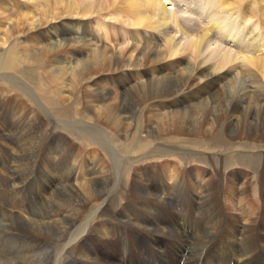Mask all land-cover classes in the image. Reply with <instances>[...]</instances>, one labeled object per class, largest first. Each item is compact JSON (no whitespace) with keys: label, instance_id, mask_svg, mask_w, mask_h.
<instances>
[{"label":"bare ground","instance_id":"6f19581e","mask_svg":"<svg viewBox=\"0 0 264 264\" xmlns=\"http://www.w3.org/2000/svg\"><path fill=\"white\" fill-rule=\"evenodd\" d=\"M3 1V0H2ZM17 1L20 2V0H16V5L17 7H23L25 9H29V6L36 7L38 8L39 4H43L44 2H48V0H23L22 4L17 3ZM59 1V0H57ZM56 1V2H57ZM63 1V0H62ZM60 1V2H62ZM178 0H140V2L142 3V7L139 3L138 0H64V4L65 6L63 9V13L64 15L68 16V17H72L73 18H69L67 19L66 22H62L60 23L61 25V29L56 28L54 30H52L53 32H49L48 30L44 32L43 34V41L40 43L38 42H32L33 38L30 40V42L32 43H28V44H24L22 43V45H20L17 41V39L15 40V36L14 38V42L10 43L9 46L6 48V50H3L2 53H0V72L4 75H8V73H12L15 74V72H13L11 69L12 67H15V69L18 70V68H20V64H25V66L27 65L28 69L34 71L36 73V75H38V77L40 78L42 83H45L46 85H48V88H46L49 92L55 91L54 87L52 85V82H54L51 78L45 76V69L43 68V65L39 62L38 60V55L39 54H43L46 53L51 49L52 46L56 45V46H62L64 44L65 41H67L68 43L71 44V51L72 54L74 56L73 58V65L69 66L67 65L70 70L73 69L75 70L76 67L81 66L82 63L78 66H76V64L78 63V61L80 62V60H82L83 58L85 59H89V61H92L91 63H95L93 62V57L95 56H99V58H102V53H103V49H104V45L102 46L101 44L99 45V42L93 43L91 42V38H94V34H95V30H94V26L95 24H97L96 17H98V19H100V17L104 14L107 15L109 13V10H116L119 8V6H117V4H125L127 7H125V9L128 11L127 16L129 15V19L127 22L132 24V26H134L132 29L134 31H131L130 33L136 34V38L138 35V33H140V31H142V36H143V43L135 44L136 41H134V47L133 49L130 51L131 55L130 57L127 58V62L125 64V68L124 71L120 72L119 75L122 76L123 74V78L122 79H117L114 80V82H111L110 89H115V90H130V89H138L141 90L149 85H151L152 83L160 80V79H164V80H168V81H174L175 80V84L173 86H168L167 88L165 87V89H161L159 92H157V97L160 98L162 100L161 104H208V100L209 97L215 92V90L213 87H209V83H212L214 85L215 81H212L213 77L215 74L212 75L213 72L208 73V75L206 78L203 76L204 79L200 78L199 74L197 72H201L200 70L205 69V68H201L199 66L194 65L195 64V60H194V64L191 62H185V65L183 66V68H185V70H181L179 72V70L177 69H173L170 72H165V73H151L147 70H143V72L141 73V75H136L134 79L132 78H125L127 71L137 68V66L139 65V61L141 60V58L145 59L147 57V55H149V57H158L159 54H164L166 56H170V57H175L177 55L178 52H180L179 54H181V51L187 50L189 48H191L192 50L195 51V55L196 56H202L201 54H204L206 52H208L209 54H211L212 58L215 59L220 65L226 63L227 61L230 60L231 56H235V57H240V55L238 54H233L232 50L230 47L235 44L236 47H238L241 51H243V55H241V59L245 62H247L246 64H251L253 65L254 69L255 67L258 68V70L262 67L264 69V35L258 32H255V29L257 30V26H253V28H251L249 31L247 30H243L242 29V25H238V23L241 24V22L243 21L241 13L240 12H244L246 13V16L250 17L254 14V13H262V18H258V24L261 27H264V16H263V12L262 10H264V0H191L190 3L193 4V7L190 6V9L195 8L197 9L199 13V17H201V19H203L202 24L196 25L198 26V28L195 26V29L197 28L196 31L198 32H194L193 33V27H191L189 25L188 22V26L184 25V21H180V18L182 20L186 19L187 14L186 13H182V12H178L176 9L178 6H181V4H178V2H176ZM180 1V0H179ZM184 1V0H183ZM186 1V0H185ZM6 6L7 4L9 5L11 0H5L4 1ZM59 2V3H60ZM139 2V3H138ZM49 3V2H48ZM58 3V2H57ZM56 3V4H57ZM181 3V1H180ZM189 3V1H188ZM2 4V3H0ZM12 4V3H11ZM10 4V5H11ZM50 4V3H49ZM49 4L48 9H50L51 7L55 6L57 7V5L54 4V6H50L49 8ZM183 4V3H182ZM46 5V4H44ZM168 5V6H167ZM187 5V3H186ZM184 4V6H186ZM122 6V5H121ZM189 6V5H188ZM185 7L186 9L189 7ZM10 7V6H9ZM40 7V5H39ZM61 7V6H60ZM35 8V9H36ZM53 8V10H54ZM111 8V9H110ZM124 8V6H123ZM128 8V9H127ZM184 8V7H183ZM10 9V8H9ZM31 9V7H30ZM41 8H39L38 10H41ZM57 9V8H56ZM121 9V7H120ZM123 9V10H125ZM130 9V10H129ZM146 9V10H145ZM12 10V8H11ZM21 10V9H19ZM18 10V11H19ZM59 10V9H58ZM57 10V11H58ZM125 10V11H126ZM185 10V9H184ZM189 10V9H188ZM13 11V10H12ZM11 11V12H12ZM50 11V10H48ZM56 11V12H57ZM187 11V10H185ZM191 11V10H190ZM196 11V10H194ZM23 12V11H21ZM26 12V11H25ZM33 12V10H32ZM35 12V11H34ZM54 12V11H53ZM55 12V13H56ZM111 12V11H110ZM178 12V13H177ZM15 13V12H14ZM13 13V15H14ZM19 13V12H18ZM24 13V12H23ZM28 13V11H27ZM38 13V11H37ZM43 13V12H41ZM54 13V14H55ZM59 13V12H58ZM62 14V12H60ZM112 13V12H111ZM119 13V12H118ZM185 14V18L182 17ZM193 13V14H195ZM11 14V13H10ZM21 15V13H19ZM48 14V13H47ZM52 14V11L51 13ZM49 14V15H50ZM6 15H8V13H6ZM12 15V14H11ZM28 15V14H27ZM36 15H40L36 14ZM44 15V14H43ZM59 15V14H58ZM111 15V14H110ZM181 15V16H180ZM190 15V13H189ZM188 17H191V15ZM245 15V14H244ZM243 15V16H244ZM10 16V15H9ZM14 16H17V10ZM24 18H26V15L24 13ZM30 16V15H28ZM33 16V15H32ZM32 16L30 19H32ZM194 16V15H192ZM1 18H3L4 16H0ZM20 17V16H19ZM53 17V16H52ZM58 16H56L57 18ZM61 19L62 17L59 16ZM198 17V16H197ZM198 17V18H199ZM254 17V16H253ZM41 18V17H40ZM45 18V15L44 17ZM49 18V17H48ZM57 18V19H60ZM85 18V19H84ZM88 18V19H87ZM93 18V19H92ZM193 18V17H192ZM191 18V19H192ZM198 18H193V19H198ZM38 19V18H37ZM42 19V18H41ZM39 19V20H41ZM47 19V18H45ZM43 19V20H45ZM54 19V18H53ZM56 19V20H57ZM64 19V18H63ZM84 19V23L80 22V20ZM87 19V20H86ZM92 19V20H91ZM190 19V18H189ZM190 19V20H191ZM192 19V21H193ZM255 19V17L253 18ZM42 20V21H43ZM51 20V18H50ZM199 20V19H198ZM24 21V20H22ZM19 21L18 23L15 24V26L12 28L10 31V35L12 34L11 31L14 32L18 30V28L22 29L24 27L20 26L21 22ZM25 21H27V19H25ZM33 21H36V19L33 18ZM49 21V20H47ZM46 21V22H47ZM188 20L186 19V22ZM28 22V21H27ZM37 22V21H36ZM41 22V21H40ZM44 22V21H43ZM41 22V23H43ZM52 22V20H51ZM54 22V21H53ZM91 22V23H90ZM196 22V21H195ZM238 22V23H237ZM31 23H34L30 22ZM39 23V22H38ZM50 23V21H49ZM94 23V24H93ZM197 23V24H198ZM1 24V23H0ZM13 23H11L12 25ZM26 24V23H25ZM29 24V25H30ZM44 24H46L44 22ZM43 24V25H44ZM52 24V23H51ZM50 24V25H51ZM56 24V23H55ZM186 24V23H185ZM194 24V23H193ZM255 24V23H254ZM252 24V25H254ZM8 25V24H7ZM6 25V26H7ZM35 25V24H32ZM40 25V23H39ZM42 25V24H41ZM43 25L41 27H43ZM57 25V24H56ZM80 25L84 26V29L80 28ZM192 25V23H191ZM257 25V24H256ZM54 26V24H53ZM131 26V25H130ZM30 27V26H29ZM33 27V26H32ZM40 27V26H38ZM37 26L35 27L38 28ZM139 27H141V30ZM48 28V26H47ZM52 28V27H51ZM96 28V27H95ZM244 28V27H243ZM14 29V30H13ZM26 29V28H25ZM24 29V30H25ZM8 30V29H7ZM38 30V29H37ZM41 30V29H40ZM262 30V29H261ZM124 31V30H123ZM19 32V31H18ZM30 33V31L28 29H26L25 33ZM16 32H14L13 34H15ZM28 33V36H29ZM33 33V32H31ZM40 33V31H39ZM12 34V35H13ZM34 34H36L34 32ZM38 34V33H37ZM36 34V35H37ZM138 34V35H137ZM9 35V40L10 41V36ZM16 35V34H15ZM18 35V34H17ZM21 34H19L18 36H20ZM23 35V34H22ZM27 35V34H26ZM42 35V34H41ZM96 35V34H95ZM33 36V35H32ZM135 36V35H134ZM3 37V36H2ZM5 37V36H4ZM35 38H37L36 36H34ZM39 37V35H38ZM132 37V36H131ZM6 38V37H5ZM8 38V37H7ZM20 38V37H19ZM28 38V37H27ZM41 39V38H40ZM104 39V38H103ZM35 40V39H34ZM38 40V39H37ZM42 40V39H41ZM4 41V40H3ZM13 41V40H12ZM103 41V40H102ZM5 42H7L5 40ZM11 42V41H10ZM4 43V42H3ZM9 43V42H8ZM67 43V44H68ZM85 44V46L87 47V51L85 50H80L78 49V44ZM105 42H103L102 44H104ZM139 43V42H138ZM149 43H152L154 45L153 49H149L147 46ZM24 44V45H23ZM32 44L34 45H40L39 48L38 46H36L38 48V50L40 49V51L38 52H31V49H34V45L32 47ZM82 44V45H83ZM82 45L81 48H84ZM95 45V46H93ZM121 45V44H119ZM5 46H7V44H5ZM68 46V45H67ZM101 46L103 47V49L101 48ZM115 46V45H114ZM151 46V45H150ZM35 47V48H36ZM85 47V48H86ZM67 48V47H66ZM11 49V53L9 54V57L7 56V54L5 55V52L7 53L9 50ZM57 49V47L55 48V50ZM69 49V48H68ZM105 49H107L105 47ZM110 49V48H109ZM37 50V49H36ZM34 49V51H36ZM54 50V53H57ZM62 50V49H61ZM67 50V49H66ZM122 50H126V49H122ZM69 51V53L71 52ZM235 51V50H234ZM68 52V51H67ZM106 52V51H105ZM109 52V51H108ZM118 52V51H117ZM119 52H121V48L119 49ZM185 52V51H184ZM60 53V52H59ZM58 53V55H59ZM149 53V54H148ZM183 53V52H182ZM189 53V52H188ZM41 54V55H42ZM63 54V52H62ZM67 54V53H64ZM132 54H134L132 56ZM184 54V53H183ZM186 54V53H185ZM184 54V55H185ZM246 54L248 55V57L246 56ZM260 54H263L262 56H259ZM187 55V54H186ZM47 56V55H46ZM49 56V55H48ZM53 56V55H52ZM65 56V55H64ZM73 56H70L73 57ZM121 56V55H120ZM119 56V57H120ZM131 56L133 57V59L131 58ZM182 56V55H180ZM190 56V55H188ZM187 56V57H188ZM45 57V56H44ZM61 57V56H60ZM59 57V58H60ZM263 57V58H260ZM10 58H13L15 60V62L17 64H14L12 61H10ZM56 58V57H55ZM58 58V59H59ZM63 58H67L66 56ZM122 58V57H121ZM118 59L121 60L122 59ZM165 58V56L163 57ZM177 58V57H176ZM186 58V57H185ZM204 58V57H203ZM12 59V60H13ZM51 59V58H50ZM62 59V58H61ZM106 59V57H105ZM133 62H131L132 60ZM169 59V58H168ZM171 59V58H170ZM169 59V60H170ZM180 59V57H179ZM184 59V58H183ZM182 59V60H183ZM46 60V57H45ZM49 60V58H48ZM54 59L52 58L51 61H53ZM84 60V59H83ZM107 60L111 63H117L115 62L117 59L116 57L113 58V54L109 53L107 54ZM117 60V61H118ZM158 60V59H157ZM193 60V59H192ZM237 59H235L234 61H236ZM68 61V59H67ZM70 61V60H69ZM120 61V62H121ZM167 61V62H171ZM238 61V60H237ZM25 62V63H24ZM54 62V61H53ZM56 62V61H55ZM60 65L61 64H65L64 63V59L63 60H58L57 61ZM83 62V61H82ZM85 62V60H84ZM108 62V63H109ZM162 62V61H161ZM203 63V61H201ZM205 62V61H204ZM210 62V61H209ZM212 62V60H211ZM102 63L99 62L97 64V66L94 64V68L95 66L98 67V65ZM164 63V62H163ZM207 63V62H206ZM205 63V64H206ZM229 63V62H228ZM227 63V64H228ZM86 63H83V66ZM89 64V62L87 63V65ZM103 64V63H102ZM106 64V63H104ZM169 64V63H166ZM172 64V63H171ZM170 66H173L171 65ZM198 64V62H197ZM211 64V63H210ZM90 66H92L91 64H89ZM109 65V64H108ZM106 65V66H108ZM117 66V64H115ZM156 65V64H155ZM153 65V66H155ZM160 65H163L162 63ZM49 66V65H48ZM47 66V67H48ZM64 66V65H63ZM112 66V65H111ZM152 66V67H153ZM226 65H224L225 67ZM46 67V68H47ZM56 67V66H55ZM53 68L51 69L52 73H62L60 72L61 69L60 67L57 68ZM81 67V68H82ZM151 67V66H150ZM164 67V66H163ZM166 67V66H165ZM214 67V66H213ZM213 67H209V68H213ZM227 67V66H226ZM260 67V68H259ZM50 68V67H49ZM48 68V69H49ZM85 68V67H84ZM86 68L89 69V67L87 66ZM93 68V66L91 67ZM105 68V66H104ZM182 68V67H181ZM229 68V67H228ZM227 68V70H228ZM231 68V67H230ZM235 67L232 68V70ZM261 68V69H262ZM78 69V68H77ZM80 69V68H79ZM98 70V68H95V70ZM101 69V68H100ZM249 69V68H248ZM28 70V71H30ZM65 70V69H64ZM63 70V71H64ZM122 70V69H121ZM140 70V69H138ZM214 70V69H213ZM24 71V68H23ZM31 71V72H32ZM68 71V70H67ZM90 71V70H89ZM94 71V70H93ZM102 71V70H100ZM197 71V72H196ZM235 71V70H234ZM262 71V70H259ZM22 72V71H21ZM26 72V71H25ZM30 72V74H32ZM72 74L73 72L70 71ZM78 72V70H77ZM76 70L75 73L77 74ZM87 72V71H86ZM92 72V71H91ZM97 72V71H96ZM217 72V70H216ZM233 72V71H232ZM249 72V71H248ZM70 73V74H71ZM75 73L73 76H75ZM95 73V71H94ZM113 73V72H112ZM130 73V72H129ZM139 73V72H138ZM197 73V74H196ZM222 73V72H221ZM228 71L224 72L222 74V79L223 76H225V74H227ZM250 73V72H249ZM264 73V71L260 72V74ZM34 74V73H33ZM64 74V73H63ZM69 74V71H68ZM96 74V73H95ZM132 74V73H130ZM137 74V73H135ZM202 74V73H201ZM232 74V73H229ZM239 74V72L237 73ZM253 74V73H252ZM16 75V74H15ZM57 75V74H56ZM55 75V76H56ZM86 75V74H85ZM111 75V74H110ZM116 75V74H115ZM118 75V77H119ZM133 75V74H132ZM52 76V75H51ZM50 76V77H51ZM67 76V74H66ZM129 76V74H128ZM251 76V75H250ZM264 76V74L262 75ZM34 77V76H33ZM71 77V76H70ZM87 77V76H86ZM115 77V76H114ZM133 77V76H130ZM258 77V76H257ZM52 78H54L52 76ZM72 78V77H71ZM93 78V77H92ZM91 78V79H92ZM112 77H108V79H110ZM219 78V77H217ZM226 78L228 79V77L226 76ZM234 78V77H233ZM232 78V79H233ZM237 78V77H236ZM263 78V77H262ZM35 79V78H33ZM106 79V80H108ZM225 79V77H224ZM223 79V80H224ZM226 79V80H227ZM231 79V78H230ZM238 79V78H237ZM23 81H25L24 79H22ZM31 80V79H30ZM95 80V79H94ZM216 80V78H215ZM229 80V79H228ZM227 83L231 82L232 80ZM240 80V78H239ZM238 80V81H239ZM250 80V79H249ZM254 80V79H253ZM250 81L251 83L253 82ZM32 81V80H31ZM102 81V80H101ZM104 81V80H103ZM110 80H108L107 82L109 83ZM221 81V79H220ZM220 81L219 84L220 85ZM233 81H235V79H233ZM237 81V80H236ZM235 81V82H236ZM238 81L236 83H238ZM15 82H20V81H15ZM61 82V81H60ZM70 82V81H69ZM77 82V81H75ZM73 82V83H75ZM89 82L88 81H85ZM91 82V81H90ZM255 82V81H254ZM263 82V81H261ZM72 83V82H71ZM84 83V82H83ZM82 83V84H83ZM98 83V82H97ZM100 83V82H99ZM103 84V82H101ZM106 83V82H105ZM167 83V82H166ZM216 83V82H215ZM235 83V84H236ZM246 83V81H245ZM257 83V82H256ZM255 83V84H256ZM32 84V83H31ZM66 84V82H65ZM64 82L63 85L65 86ZM78 84V83H77ZM101 84V85H102ZM107 84V83H106ZM173 84V83H172ZM217 84V83H216ZM226 84V83H224ZM230 84V83H229ZM240 84V83H238ZM238 84H236L238 86ZM242 84V83H241ZM239 85L242 87V85ZM249 85V83H247ZM252 84V89L251 91H256L255 88H257V85ZM26 84H24L25 87ZM76 85V84H75ZM79 85V84H78ZM87 85V84H85ZM91 85V84H90ZM223 85V84H222ZM222 85H220L219 87H222ZM233 86V84H230ZM254 85L256 87H254ZM57 86V85H56ZM92 86L94 87V90L97 89L96 91L99 92V90H102L105 92L107 85L104 86V84L102 86L97 85L96 83H92ZM158 86V85H157ZM160 86V85H159ZM217 86V85H216ZM236 86V87H237ZM262 85L258 84V88L260 90ZM88 89L91 86H86ZM152 87V86H151ZM207 87V88H206ZM223 87H227L223 86ZM232 88L231 86L228 85V88ZM235 87V85L233 86ZM245 87V86H244ZM247 87V86H246ZM245 87V89H246ZM264 87V86H262ZM36 88V87H35ZM58 88V87H57ZM79 88V87H78ZM77 88V89H78ZM85 88V86H84ZM92 88V87H91ZM90 88V89H91ZM153 88V87H152ZM159 88V87H158ZM206 88V89H205ZM257 88V89H258ZM27 89V88H25ZM24 89V90H25ZM60 89V88H59ZM82 89V88H81ZM86 89V88H85ZM87 89V91H89ZM227 89V88H224ZM248 89V88H247ZM255 89V90H254ZM80 89H78L79 91ZM159 90V89H158ZM220 90V89H219ZM232 90V89H230ZM236 90V88H235ZM239 90V89H238ZM242 90V89H241ZM240 90V92H241ZM250 90V88H249ZM248 90V91H249ZM258 90V91H260ZM264 90V89H263ZM262 90V91H263ZM21 91V90H20ZM37 91V89H36ZM77 91V92H78ZM83 91V89H82ZM93 91V90H92ZM101 91V92H102ZM222 92L225 91L221 90ZM247 91V90H246ZM245 91V92H246ZM250 92V93H254V92ZM258 91H256L258 93ZM261 91V92H262ZM61 92V91H60ZM66 92V91H65ZM74 92V91H73ZM95 92V91H93ZM104 92H102L103 94H101L102 96L105 95ZM116 92V91H114ZM118 92V91H117ZM116 92V93H117ZM143 92V91H142ZM148 92V91H147ZM219 92V91H218ZM226 92V91H225ZM240 92L238 93L240 96ZM244 92V91H243ZM260 92V94H261ZM264 92V91H263ZM17 93V92H16ZM22 93V92H21ZM39 93V92H38ZM63 93V91H62ZM76 93V91H75ZM83 93V92H82ZM96 93V92H95ZM94 93V94H95ZM106 93H109V90L106 91ZM117 94H119V92ZM216 93V92H215ZM224 93V92H223ZM222 93V94H223ZM236 93V91H235ZM249 93V94H250ZM24 94V93H23ZM46 95V93H44ZM92 94V92H91ZM98 94V93H97ZM100 94V93H99ZM221 95V93H219ZM231 94V93H230ZM229 94V95H230ZM234 94V93H233ZM237 94V93H236ZM248 94V93H247ZM248 94V96L250 97V95ZM260 94L253 96L250 98L252 100V98L254 99L252 102L250 103H254L251 104L252 106H255L256 108V113H257V117L256 114L252 117H250L251 122L249 124V128L248 131H252L254 128H258V127H262L264 128V123L260 121L259 119V112L260 110L264 109L262 107H264V94L261 95ZM4 95V94H3ZM0 94V96H3ZM22 95V94H21ZM30 95V93L28 94ZM43 95V94H41ZM53 95V94H52ZM57 96L59 94H56ZM60 95H64V94H60ZM81 95V94H80ZM96 95V94H95ZM92 94V96H95ZM107 95V94H106ZM109 95V94H108ZM216 95V94H215ZM235 95V94H234ZM87 96V94L85 95ZM144 96V95H143ZM214 96V95H213ZM233 96V95H232ZM236 96V95H235ZM4 97V96H3ZM6 97V96H5ZM4 97V98H5ZM12 97V96H10ZM30 97V96H29ZM28 97V98H29ZM38 97V95H37ZM41 96H39L40 98ZM44 97V96H43ZM42 97V98H43ZM65 97V96H64ZM101 97V96H100ZM119 97V96H118ZM217 97V95H216ZM223 97V95H222ZM243 99L247 97L240 96ZM239 97V98H240ZM247 97V98H249ZM260 97V98H259ZM3 98V99H4ZM7 98H9L7 96ZM23 98V97H22ZM27 98V100H28ZM62 98V97H60ZM60 98H52V97H48L45 100H34L35 103L37 104H49V105H53V108L51 107V112L55 115V116H60L61 118H63L61 115L66 114L68 111L67 109H63L61 107H57V104H60L62 101V99L60 100ZM87 98V97H86ZM95 98V97H94ZM97 98L98 95H97ZM96 98V100H98ZM105 98H109V96H105ZM219 98V97H217ZM216 98V100H217ZM237 98V99H239ZM12 99V98H9ZM15 99V98H14ZM20 99V98H19ZM100 99V98H99ZM110 99V98H109ZM223 99V98H222ZM227 99V97H226ZM225 99V100H226ZM242 99L239 101L241 102ZM8 100V99H7ZM24 100V99H23ZM30 100V99H29ZM32 100V99H31ZM91 100V99H90ZM89 100V101H90ZM122 100V99H120ZM120 100H118L117 102L113 103V104H125L124 101H121V103L119 102ZM144 100V99H143ZM231 100V98H230ZM229 100V101H230ZM246 100V99H245ZM249 100V99H248ZM246 100V101H248ZM12 101V100H11ZM14 101H17V103H24V101L22 102L21 100H17L15 99ZM63 101H65V99H63ZM93 101V100H92ZM130 101V100H129ZM160 100H158L157 102H159ZM210 101V100H209ZM212 101V100H211ZM219 101V100H218ZM217 101V102H218ZM237 101V100H236ZM250 101V100H249ZM9 103V101H7ZM30 102V101H29ZM28 102V103H29ZM91 102V101H90ZM94 102V101H93ZM154 102V103H157ZM161 102V101H160ZM214 102V101H213ZM216 102V103H217ZM226 102V101H225ZM27 103V102H25ZM24 103V104H25ZM63 103V102H62ZM67 104H79V101L76 99L71 98L70 96L68 97V100L66 102ZM108 103V102H107ZM106 103V106L109 104ZM249 103V102H248ZM5 104V103H4ZM15 104V102H14ZM149 104V103H148ZM153 104V103H151ZM219 104V102H218ZM221 104V102H220ZM48 105V106H49ZM110 105V104H109ZM108 105V106H109ZM150 105V104H149ZM216 105V104H215ZM223 105V104H222ZM228 105V104H227ZM235 105V103H234ZM5 106V105H4ZM14 106V105H13ZM82 106V105H80ZM102 112L99 111V115H103L102 117L106 118V120L112 124V125H116L117 123V109H114L113 107H104L103 103H102ZM129 106V105H128ZM160 106V104H159ZM165 106V105H164ZM163 106V107H164ZM167 106V105H166ZM165 106V107H166ZM182 106V105H179ZM218 106V105H217ZM226 106V105H225ZM233 106V105H232ZM7 107V106H6ZM24 107V106H23ZM31 107V106H30ZM97 107V106H96ZM95 107V108H96ZM149 106H146L147 109ZM170 107V106H169ZM176 107V106H175ZM206 107V106H205ZM227 107V106H226ZM228 107H230L228 105ZM240 107V106H239ZM3 108V107H2ZM1 108V109H2ZM43 108V107H42ZM50 108V107H49ZM116 108V107H115ZM152 108V107H151ZM157 108V107H156ZM160 108V107H159ZM158 108V109H159ZM179 107L177 106L174 109H178ZM181 108V107H180ZM192 108V107H191ZM195 108L196 105H195ZM212 108V107H211ZM210 108V109H211ZM219 108V107H218ZM224 108V107H223ZM250 108V107H249ZM248 108V109H249ZM254 108V110H255ZM0 109V110H1ZM4 109V108H3ZM8 109V108H7ZM155 109V107H154ZM156 109V110H158ZM161 109V108H160ZM167 109V107H166ZM170 109V108H169ZM206 109V108H205ZM222 109V107H221ZM220 109V110H221ZM226 109V108H225ZM229 109V108H228ZM258 109V110H257ZM6 110V109H5ZM46 110V108H45ZM70 110V109H69ZM98 110V109H96ZM128 110V109H127ZM162 110V109H161ZM173 110L170 109L169 111ZM175 110V111H176ZM184 110V109H183ZM202 110V109H201ZM199 110V111H201ZM213 110V109H211ZM227 110V109H226ZM238 110H242V109H238ZM237 110V111H238ZM247 110V108H246ZM4 111V110H3ZM17 111V110H16ZM21 111V110H20ZM29 111V110H28ZM139 111V110H138ZM144 111V110H143ZM160 111V110H159ZM163 111V110H162ZM174 111V112H175ZM179 111V110H178ZM191 111V110H190ZM194 111H196L194 109ZM204 111V110H203ZM202 111V112H203ZM223 112V109L221 110ZM228 111V110H227ZM244 111V109H243ZM242 111V112H243ZM248 111V110H247ZM246 111V112H247ZM2 112V111H1ZM6 112V111H5ZM4 112V113H5ZM9 112V111H8ZM13 112V111H12ZM23 112V111H22ZM25 112V111H24ZM145 112V111H144ZM147 112V111H146ZM149 113H153L150 110L148 111ZM158 112V111H156ZM166 112V111H164ZM163 112V113H164ZM186 112H187V108H186ZM212 112V111H211ZM210 112V113H211ZM252 112V111H251ZM264 112V110L262 111ZM3 113V112H2ZM7 113V112H6ZM18 113V112H17ZM88 113V112H87ZM94 113V112H93ZM134 113V112H133ZM137 113V111H136ZM161 113V112H158ZM158 113H155L156 115H159ZM161 113V114H163ZM188 113V112H187ZM191 113V112H190ZM189 113V114H190ZM199 113V112H198ZM207 113V112H206ZM205 113V114H206ZM226 113V112H224ZM16 114V113H15ZM24 114V113H23ZM52 114V115H53ZM73 114V113H72ZM72 114H71V118H72ZM120 114V113H119ZM130 114V112H129ZM160 114V116H161ZM186 114V113H185ZM214 114V113H213ZM220 114V113H219ZM222 114V113H221ZM220 114V115H221ZM227 114V113H226ZM224 117V121L227 123H229V121L231 122L233 120H230L231 118L228 116V114ZM245 114V113H244ZM20 115V114H19ZM25 115V114H24ZM23 115V116H24ZM30 115V114H29ZM47 115V114H46ZM76 115V114H75ZM146 115V113H145ZM144 115V117H145ZM149 115V114H148ZM174 115V114H173ZM171 116L169 119L172 123L176 124V122L178 123L177 125H179V121L181 119H184V116ZM234 115V114H233ZM9 116V115H8ZM15 116V115H14ZM17 116V114H16ZM91 116V115H90ZM129 116V115H128ZM147 116V115H146ZM154 116V115H153ZM166 116V115H165ZM169 116V115H168ZM211 116V115H210ZM213 116V115H212ZM237 115L235 114L234 117H236ZM264 117V115H262ZM3 116L0 115V119ZM22 117V116H21ZM51 117V116H49ZM48 117V118H49ZM143 117V118H144ZM152 117L149 115V118ZM156 117V116H155ZM163 117V116H162ZM167 117V116H166ZM176 117V119H175ZM187 117V116H186ZM241 117V116H240ZM239 117V118H240ZM245 117V116H244ZM254 117V118H253ZM8 118V117H7ZM14 117H12L13 119ZM20 118V117H19ZM23 118V117H22ZM53 118V117H52ZM65 118V117H64ZM89 118V117H88ZM119 118V117H118ZM121 118V117H120ZM213 118V117H212ZM221 118V116H219V119ZM5 119V118H3ZM16 119V118H14ZM21 119V118H20ZM50 119V118H49ZM73 119V118H72ZM76 119V118H75ZM73 119V120H75ZM78 119V118H77ZM76 119V120H77ZM80 119V118H79ZM93 119V117L91 118V120ZM95 119V118H94ZM98 119V118H97ZM103 119V118H102ZM142 119V118H141ZM148 119V118H147ZM154 119V118H153ZM157 119V118H156ZM155 119V120H156ZM159 119V118H158ZM165 119V118H164ZM191 119V118H190ZM193 119V118H192ZM209 119V117L207 115H203L201 116L199 119L197 120H190L192 122H186L182 120L183 123H187L186 125H191L192 123H196V125L191 126L190 129L187 130V128L184 130L185 132L188 133H192V134H198V129L205 125L207 123V120ZM214 119V120H213ZM213 119H209V124L210 126L213 125L215 122L217 123V119L213 118ZM245 119H247V117H245ZM249 119V118H248ZM247 119V120H248ZM23 120V119H21ZM71 120V119H70ZM90 120V118H89ZM99 120V119H98ZM151 120V119H150ZM149 120V121H150ZM168 120V119H165ZM189 120V119H188ZM239 120V119H238ZM17 121V119H16ZM20 121V120H18ZM50 122L52 120H49ZM103 121V120H102ZM105 121V120H104ZM106 121V123H107ZM132 121L134 122V120L132 119ZM152 121V120H151ZM159 121V120H157ZM156 121V122H157ZM223 121V124H224ZM3 122V121H2ZM10 123L12 122V125H14L13 123L15 121H9ZM65 122V121H64ZM75 122H79V121H75ZM74 122V123H75ZM100 122V121H99ZM98 122V123H99ZM131 122V119H130ZM155 122V121H154ZM160 122V121H159ZM166 122V121H165ZM243 122V121H242ZM47 123V122H46ZM73 123V125H74ZM84 123V122H83ZM101 123V122H100ZM129 123V121H128ZM132 123V122H131ZM129 123V124H131ZM161 123V122H160ZM215 123V124H216ZM221 123V122H220ZM232 123V122H231ZM230 123V124H231ZM245 123V122H244ZM248 123V121H247ZM9 124V123H8ZM19 124V122H18ZM25 124V123H24ZM36 124V123H35ZM59 124V123H57ZM72 124V123H71ZM69 124V125H71ZM95 124V123H94ZM104 124V122H103ZM102 124V125H103ZM156 125V123H154ZM153 124V125H154ZM222 124V123H221ZM11 125V124H10ZM46 125V124H45ZM79 126V123L77 124ZM89 125V124H88ZM96 125V124H95ZM98 125V124H97ZM100 125V124H99ZM108 125V124H107ZM106 125V126H107ZM111 125V126H112ZM151 125V124H150ZM149 125V126H150ZM158 125H160L158 123ZM175 125V126H177ZM182 125V124H181ZM233 125V124H232ZM1 126V125H0ZM4 126V125H2ZM17 126V125H16ZM22 126V125H21ZM20 126V128H21ZM28 126V125H27ZM36 126V125H35ZM47 126V125H46ZM110 126V125H109ZM108 126V127H109ZM117 126V125H116ZM131 126V125H130ZM130 126H128L130 128ZM148 126V127H149ZM180 126V125H179ZM209 126V127H210ZM215 126V125H214ZM213 126V127H214ZM244 126V125H243ZM248 127V125H245ZM6 127V126H5ZM23 127V126H22ZM29 127V126H28ZM27 127V128H28ZM31 127V126H30ZM37 127V126H36ZM45 127V126H44ZM84 127V124H83ZM89 127V126H88ZM94 127V126H93ZM98 127V126H97ZM113 127V126H112ZM111 127V128H112ZM119 129L121 128L120 125L118 126ZM118 127H116L115 129H117ZM127 126H125L126 128ZM132 127V126H131ZM146 127V126H145ZM152 127V126H150ZM157 127V125H156ZM159 127V126H158ZM169 126H167L168 128ZM222 127V126H221ZM224 127V126H223ZM2 128V127H1ZM11 128V127H10ZM15 128V127H14ZM25 128V127H24ZM34 128V126H33ZM75 128V126H74ZM72 128V129H74ZM81 128V127H80ZM85 128V127H84ZM92 128V127H91ZM134 128V127H133ZM177 128V127H176ZM208 128V127H207ZM206 128V129H207ZM215 128V127H214ZM213 128V130H214ZM220 128V126H219ZM231 128V127H230ZM29 129V128H28ZM50 129V128H49ZM76 129V128H75ZM114 128L112 129L115 130ZM124 129V128H123ZM128 129V128H127ZM126 129V130H127ZM136 129V127L134 128ZM155 129V128H154ZM157 129V128H156ZM155 129V130H156ZM164 128H162L163 130ZM172 129V128H170ZM179 129V128H178ZM176 129V130H178ZM211 129V127H210ZM217 129V128H216ZM241 129V128H240ZM259 129V128H258ZM6 130V129H5ZM99 130V129H98ZM107 130V129H106ZM142 130V129H141ZM152 131V129H150ZM155 130L153 132H155ZM159 130V129H158ZM169 130V128L167 129ZM181 130L182 127H181ZM200 130V129H199ZM233 129H231L232 131ZM235 130V129H234ZM239 130V129H238ZM247 130V129H246ZM256 130V129H255ZM9 131V130H7ZM14 131V130H13ZM81 131V130H80ZM116 131V130H115ZM114 131V132H115ZM119 131V130H118ZM117 131V133H118ZM122 130L120 129V132ZM135 131V130H134ZM133 131V132H134ZM147 131V130H145ZM157 131V130H156ZM165 131V130H164ZM180 131V130H179ZM182 132L181 134H184L185 132ZM209 131V130H208ZM207 131V132H208ZM231 131L228 133L230 134ZM243 131V130H242ZM16 132V130H15ZM18 132V131H17ZM51 132V131H50ZM49 132V133H50ZM56 132V131H55ZM100 132V131H99ZM109 132V131H107ZM123 132V131H122ZM121 132V133H122ZM132 132V130H131ZM139 132V131H138ZM159 132V131H158ZM162 132V131H161ZM200 132V131H199ZM211 132V131H210ZM213 132V131H212ZM216 132V133H215ZM255 132V131H254ZM52 134L53 131L51 132ZM80 133V132H79ZM93 134V132H90ZM116 133V132H115ZM116 133V134H117ZM147 133V132H146ZM151 133V132H150ZM157 133V132H155ZM215 134H210L207 139H206V143L208 145L209 148L214 149V153L210 154L211 156L217 154V153H231L234 150L233 149V145L230 144L229 138L228 136H226L227 134H224L221 130L220 131H214ZM233 133V131H232ZM234 133H236L234 131ZM239 133V132H238ZM237 133V134H238ZM252 133V132H251ZM19 134V133H18ZM82 134V133H81ZM87 134V133H86ZM101 134V132H100ZM108 134V133H107ZM110 134V132H109ZM136 133L134 132L133 136ZM153 134V133H152ZM159 134V133H158ZM158 134H154L155 136H159ZM163 134V132H162ZM168 134V133H167ZM186 134V133H185ZM255 134V133H254ZM8 135V134H7ZM14 135V134H13ZM40 134H38L39 136ZM105 135V134H104ZM141 134H139L138 137H135V140L137 138L136 143L133 145L132 150L134 152H138V149L140 150V148L142 147H146V144L149 143V133H147L148 135V139H143L141 136ZM146 135V136H147ZM188 135V134H187ZM201 135V134H200ZM197 136L198 138L200 137ZM236 135V134H235ZM239 135V134H238ZM84 136V135H81ZM96 136V135H95ZM101 136V135H100ZM118 136V135H117ZM128 136V135H127ZM132 136V137H133ZM186 136V135H185ZM231 136V135H230ZM237 136V135H236ZM240 136V135H239ZM251 136V135H250ZM260 138L262 140H264V134L259 135ZM15 137V136H14ZM40 137V136H39ZM47 137V136H45ZM103 137L102 136V141H103ZM115 137V136H114ZM119 137V136H118ZM152 137V135H151ZM192 137V136H191ZM194 137V136H193ZM235 137V136H234ZM242 137V134H241ZM240 137V138H241ZM23 138V137H22ZM32 138V137H31ZM43 138V137H41ZM86 138V137H85ZM88 138V137H87ZM126 138V135H125ZM124 138V139H125ZM157 138V137H156ZM244 138V137H243ZM241 138V139H243ZM259 137L257 136V139ZM6 139V138H5ZM11 139V138H10ZM14 141H12L13 143H11V145L8 146V149H11V152L14 151V155L11 154V152H7L8 157L12 158V160L15 161H19L20 162V158L24 159V158H29L28 152L26 151V149L24 147H22L21 143L18 142L17 140H19V138L16 140V138ZM38 139V138H37ZM36 139V140H37ZM40 139V138H39ZM92 139V138H91ZM100 140V138H98ZM97 139V141H98ZM116 139V138H115ZM131 139V138H130ZM252 139V138H251ZM254 139V138H253ZM7 140V139H6ZM24 140V139H23ZM42 140V139H41ZM46 140V138L44 139ZM44 140H42L44 142ZM94 140V138H93ZM117 140V139H116ZM235 140V139H234ZM22 142V141H21ZM46 142V141H45ZM53 142V141H52ZM61 142V141H60ZM94 142V141H93ZM96 142V141H95ZM106 142V141H105ZM115 142V140H114ZM117 144L120 141H116ZM135 142V141H134ZM4 143V140L3 142ZM108 143V142H107ZM177 143V142H176ZM6 144L5 143L1 148L4 149L5 151H7L8 149L6 148ZM26 144V143H25ZM43 144V143H42ZM41 144V145H42ZM45 144V143H44ZM71 143H69L70 145ZM96 144V143H95ZM114 144V143H113ZM112 144V145H113ZM127 143H122V147L123 149L126 151L128 146ZM179 144V143H178ZM177 144V145H178ZM24 145V144H23ZM28 145V144H27ZM38 145V142H37ZM72 145V144H71ZM151 145V144H149ZM171 145V144H170ZM181 145V144H180ZM184 145V144H183ZM1 146V145H0ZM99 146V145H98ZM109 146V145H108ZM119 146V145H117ZM116 146V147H117ZM121 146V144H120ZM119 146V147H120ZM154 146H156L154 144ZM161 146V145H160ZM163 146V145H162ZM188 146V145H186ZM191 146V145H190ZM245 146V145H244ZM243 146V147H244ZM87 147V146H86ZM110 147V146H109ZM112 147V146H111ZM114 147V148H116ZM149 147V146H148ZM157 147V146H156ZM169 147V146H168ZM178 147V146H177ZM189 147V146H188ZM242 147V148H243ZM37 148V147H36ZM39 148V147H38ZM42 148V146H41ZM69 148V147H68ZM153 149L156 150V148L152 147ZM195 148V147H192ZM202 148V147H201ZM237 148V146H236ZM245 148V147H244ZM28 149V147H27ZM52 149V148H51ZM71 149V148H70ZM109 150V148H107ZM113 150V148H111ZM110 149V150H111ZM149 149V148H147ZM151 149V148H150ZM172 149H175L174 147ZM180 149V148H179ZM72 150V149H71ZM107 150V152H108ZM120 150V148H119ZM146 150V149H145ZM159 150V148H158ZM171 151V148L169 149ZM185 150V149H184ZM200 150V149H199ZM204 150V148H203ZM241 150V149H240ZM2 151V150H1ZM29 151V150H28ZM31 151V149H30ZM44 151V150H43ZM59 151V150H58ZM57 151V152H58ZM73 151V150H72ZM70 151V152H72ZM131 153H134V152ZM151 151H153L151 149ZM180 151V150H179ZM178 151V152H179ZM192 151V150H189ZM202 152V150H200ZM206 151V150H204ZM210 151V150H209ZM245 151V150H244ZM38 152V151H37ZM46 152V151H45ZM44 152V153H45ZM81 152V151H80ZM155 152V151H153ZM161 152V151H158ZM164 152V151H163ZM175 151H173L174 153ZM197 152V151H196ZM211 152V151H210ZM213 152V151H212ZM235 152V151H234ZM233 152V153H234ZM237 152V151H236ZM246 152V151H245ZM3 153V152H2ZM36 153V152H35ZM33 153V154H35ZM48 153V152H47ZM52 153V151L50 152ZM73 153V152H72ZM95 153V152H94ZM122 153V151H121ZM127 153V151H126ZM124 152V154H126ZM150 155H155V153L152 152H148ZM168 153V152H167ZM173 153L169 154V155H174ZM181 153V152H179ZM178 153V154H179ZM193 153L195 152H185L184 154L186 157L185 158H190L192 156H196L198 155L196 153V155H194ZM208 153V152H207ZM32 154V153H31ZM74 154V153H73ZM76 154V153H75ZM79 154V153H78ZM98 154V153H97ZM96 154V155H97ZM146 152H144V154L142 153V155H135V154H129V156L124 157L127 158V161L129 162V164H133L137 161H141L142 157L145 156L146 157ZM161 154V153H160ZM252 155H258L259 153H250ZM2 155V154H1ZM39 155V154H38ZM46 155V154H45ZM59 155V154H58ZM56 155V156H58ZM116 155V154H114ZM128 155V154H127ZM159 155V154H158ZM177 155V154H176ZM201 160H203L205 158V154H200ZM210 155L208 154L206 156V158H210ZM244 155V154H242ZM249 155V154H248ZM37 156V155H36ZM41 156V155H40ZM47 156V155H46ZM52 156V155H51ZM49 156V157H51ZM55 156V157H56ZM77 156V155H76ZM80 156V154L78 155ZM104 156V155H103ZM102 156V157H103ZM112 156V155H111ZM147 156H149L147 154ZM166 156V155H165ZM237 156H239V154H237ZM32 157V156H31ZM35 157V156H33ZM32 157V158H33ZM44 157V156H43ZM66 157V156H65ZM98 157V155H97ZM97 157H96V161H97ZM101 157V156H100ZM106 157V156H105ZM114 157V156H113ZM117 157V155H116ZM161 157V156H160ZM245 157V156H244ZM258 157V156H257ZM2 158V157H1ZM7 158V157H6ZM38 158V157H37ZM54 158V157H53ZM67 158V157H66ZM26 159V160H27ZM47 157L43 159V161H46ZM59 159V158H58ZM57 159V161H58ZM62 159V158H61ZM72 159V157H71ZM102 160L105 159L104 157L101 158ZM119 159V157H118ZM191 159V158H190ZM243 159V156H242ZM262 159V158H261ZM259 159V160H261ZM2 160V159H1ZM7 160V159H6ZM6 160L3 162H0L1 165H5L6 167L8 166V164L6 165ZM50 160H52L50 158ZM55 160V159H54ZM60 160V159H59ZM64 160V158H63ZM70 160V159H69ZM95 160V159H94ZM101 160V161H102ZM125 160V159H122ZM186 160V159H185ZM184 160V161H185ZM208 160V159H207ZM250 160V159H249ZM9 161V159H8ZM41 161V160H40ZM48 161V159H47ZM67 161V159H66ZM99 161V159H98ZM211 161V159L209 160ZM225 161V159H224ZM28 162V161H27ZM70 162V161H69ZM85 162V161H84ZM94 162V161H93ZM91 163L90 166L88 167V173H86L87 178L81 181H78L79 185L76 186V181H75V186H70L69 191H70V195H71V206L70 208V220L71 223H74L75 221H77L78 218V214L80 212H83L85 209L84 205H86V203L92 202L94 200H96L98 198V196H105L104 203L105 201L108 199V197L106 196V191L108 189L109 183L104 182V183H99L100 179H105L108 181V177H109V173L108 171H102L100 167H98V165L96 166L95 163ZM105 162V161H102ZM101 162V163H102ZM244 162V161H243ZM249 162V161H248ZM263 162V161H262ZM22 163V162H21ZM30 165H35L36 161L29 160ZM40 163V162H39ZM45 163V162H44ZM54 163V162H52ZM57 163V162H56ZM63 163H65V161H63ZM67 163V162H66ZM83 163V162H82ZM107 163V161L105 162ZM117 163V162H115ZM256 163V161H255ZM14 164V163H13ZM12 164V165H13ZM46 164V163H45ZM49 164V163H48ZM47 164V165H48ZM61 164V163H60ZM74 164V162H73ZM108 164V163H107ZM123 164V163H122ZM125 164V163H124ZM162 164V162H161ZM253 164V162H252ZM11 165V164H10ZM11 165V166H12ZM16 165V164H15ZM24 165V164H23ZM65 165V164H64ZM68 165V163H67ZM82 165V164H81ZM101 165V164H99ZM106 165V164H104ZM110 165V164H109ZM134 165V164H133ZM156 165V164H155ZM167 165V164H166ZM37 166V165H36ZM35 166V167H36ZM49 166V165H48ZM102 166V165H101ZM113 166V165H112ZM120 166V165H119ZM146 166V165H145ZM163 166V165H162ZM1 167V166H0ZM4 167V166H2ZM1 167V168H2ZM20 167V166H19ZM28 167V166H27ZM40 167V166H39ZM47 167V166H46ZM50 167V166H49ZM53 167V166H52ZM64 167V166H63ZM73 167V165H72ZM75 167V164H74ZM104 167V166H103ZM102 167V168H103ZM139 167V166H138ZM223 167V166H221ZM243 168H232L228 173V177L221 179V177L223 176L221 174V172L219 171V169L212 167L211 170L207 169V168H192V167H180V166H174L172 168H162L161 171H159L158 173H153V176L150 178L149 181L145 182V183H128L126 184L124 181V179H122V182L120 180L119 184H116V190L115 195H116V199L117 202L114 203L112 205L111 208H108L107 206L105 207L104 211L102 214H104L105 218H103L104 220L101 222L103 225L102 227L100 226L99 229V233L92 234L91 232L88 233L87 236H85V240H86V244L87 241L89 242L88 246H87V252L85 254V259L88 261L89 264H264V232H261V230L259 229V225H257V221H261L260 225L263 227L264 230V167H259V166H255L254 165H249V166H242ZM0 168V170H1ZM42 168V167H41ZM40 168V173H42V175H44V177L47 179V181L49 182V170L44 171L41 170ZM62 168V167H61ZM107 168V167H106ZM145 168V167H144ZM143 169H139L140 170H144ZM7 169V168H6ZM16 169V168H15ZM30 169V168H29ZM46 169V168H45ZM51 169V168H49ZM66 169V168H65ZM64 169V170H65ZM105 169V168H104ZM108 169V168H107ZM111 169V168H110ZM125 169V168H124ZM136 167H133L132 170H134V174H136L138 172V170ZM222 169V168H221ZM14 170V169H13ZM68 170V169H67ZM71 170V169H70ZM82 170V169H80ZM128 170V169H127ZM224 170V169H223ZM3 171V170H2ZM15 171V170H14ZM22 171V170H21ZM27 171V169L25 170ZM34 171V170H33ZM54 171V170H51ZM69 171V170H68ZM67 171V173H68ZM76 171V170H75ZM79 171V169H78ZM84 171V170H83ZM118 171V170H117ZM125 170H119L117 172L118 175L121 176V174L124 172ZM156 171V170H154ZM73 172V170H72ZM82 172V171H81ZM7 173V172H6ZM26 173V172H25ZM24 173V174H25ZM53 173V172H52ZM64 173V172H63ZM65 174L63 176V174H59L58 169L56 172L57 175V180H61L64 179L69 183L71 182V175L72 174ZM74 173V172H73ZM85 173V172H84ZM83 173V174H84ZM139 173V172H138ZM145 173V172H144ZM152 173V172H151ZM223 173V172H222ZM19 174V173H18ZM54 174V173H53ZM81 173H79L80 175ZM83 174L81 175V177H84ZM112 174V173H111ZM146 174V173H145ZM29 175V173H28ZM41 175V174H40ZM52 175V174H51ZM55 175V174H54ZM118 175L115 174V176L117 177ZM111 176V175H110ZM114 176V177H115ZM141 176V175H140ZM225 176V175H224ZM252 176H257L258 177V181L253 182L254 183V187H251V181L250 178ZM39 177V175H38ZM78 177V175L76 176ZM80 177V178H81ZM119 177V176H118ZM122 177V176H121ZM139 177V176H138ZM146 177V176H145ZM43 178V177H41ZM74 178V177H73ZM79 178V180H80ZM124 178V177H123ZM25 179V178H24ZM63 179V180H64ZM98 179V181H97ZM110 179V178H109ZM114 179V178H113ZM111 179V180H113ZM121 179V178H120ZM143 179V178H142ZM192 179V180H191ZM114 180H118V178L114 179ZM146 180V179H145ZM51 181V180H50ZM54 181V180H53ZM73 181V180H72ZM41 182V181H40ZM110 182V181H108ZM23 183V182H22ZM45 183V182H44ZM47 183V182H46ZM45 183V184H46ZM57 183V182H56ZM73 183V182H72ZM118 183V181H117ZM252 183V184H253ZM50 184V183H49ZM62 184V183H61ZM221 184V185H220ZM43 185V184H42ZM39 188L38 190V196L41 194H48V189L44 186H42ZM66 185V184H64ZM68 185V184H67ZM60 186V185H59ZM68 186V187H69ZM223 188L222 194H219L218 188L219 187ZM37 187V186H36ZM67 188V186H65ZM51 189V188H50ZM53 189V188H52ZM62 189V188H61ZM182 189H186L188 191H191L192 193V197L190 199H185L184 201L182 199H180L179 197H177V192L179 190ZM36 190V191H37ZM120 190H124L126 192V194L123 193V195H121ZM52 191V190H51ZM56 191V190H55ZM42 192V193H41ZM59 192V191H58ZM57 192V193H58ZM65 192V191H64ZM113 192V191H112ZM185 192V191H184ZM250 192V194H249ZM52 193V192H51ZM67 193V192H66ZM120 194V196H122V200H120V197L117 196V194ZM56 194V193H54ZM60 194V193H59ZM110 194H114V193H110ZM52 195V194H51ZM67 195V194H65ZM58 196V195H57ZM250 196L251 199L250 201H252V203H254V198L257 201V207H254V204L251 205H247L246 207L242 206L241 203L236 204L237 200H242L244 202H247V197ZM45 197V196H44ZM62 197V196H61ZM66 197V196H63ZM62 197V198H63ZM119 197V198H117ZM46 198V197H45ZM55 198V197H53ZM59 198V197H58ZM57 199V198H56ZM55 199V200H56ZM66 199V198H65ZM111 199V198H110ZM48 200V199H47ZM60 200V199H59ZM63 200V199H62ZM114 199H112L111 201H114ZM5 201V200H4ZM7 201V200H6ZM5 201V203H6ZM11 201V200H10ZM51 201V200H50ZM49 202H46L47 204ZM110 201V202H111ZM222 201L224 202V204H226L230 209H234V207H236V210L238 212V210L240 211V213H242L244 211V209L249 213L248 216L246 217L249 220H251L254 224L256 225H252V226H246V225H238L235 222V219H237L238 217H233L234 214H232L233 216H230L232 219H234V221H228L229 223H224V221H226L229 218V214L226 213V211L224 210L223 206H222ZM30 202V201H29ZM33 202V201H32ZM37 202V200H36ZM35 202V203H36ZM60 202V203H59ZM58 203L60 205L61 201H59ZM68 202V201H67ZM4 203V202H3ZM4 203V204H5ZM9 203V202H8ZM43 202H41L42 204ZM52 203V202H51ZM57 203V204H58ZM102 203V202H101ZM10 204V203H9ZM12 204V203H11ZM23 204V203H22ZM92 204V203H91ZM94 204V203H93ZM19 205V204H18ZM38 205V204H37ZM45 205V203H44ZM52 205V204H51ZM55 205V204H54ZM66 205V204H65ZM3 206V205H2ZM31 206V205H30ZM29 206V207H30ZM43 206V205H42ZM48 206V205H47ZM64 206V205H62ZM90 206V205H89ZM222 206V207H221ZM6 207V206H5ZM12 207V206H10ZM14 207V206H13ZM29 207L25 204L19 206V210L22 211L23 213H29L31 212L29 210ZM36 207V205H35ZM34 207V208H35ZM45 207V206H44ZM58 207V206H57ZM60 207V206H59ZM58 207V208H59ZM65 207V206H64ZM9 208V207H8ZM7 208V209H8ZM15 208V207H14ZM31 208V207H30ZM53 208V207H52ZM56 208V209H58ZM68 208V207H67ZM100 207L96 206V209L93 210H98ZM2 209V207H1ZM17 209V208H16ZM37 209V208H36ZM63 209V208H62ZM5 210V209H4ZM18 210V211H19ZM39 210V207H38ZM47 210V209H46ZM61 210V209H60ZM64 210V209H63ZM67 210V209H66ZM7 211V210H6ZM5 211V212H6ZM10 211V210H9ZM19 211V212H20ZM42 211V210H41ZM58 211V210H56ZM250 211L252 213H250ZM62 212V211H61ZM13 213V212H12ZM21 213V212H20ZM64 213V212H62ZM258 213H260L258 215ZM11 214V213H10ZM17 214V213H16ZM65 214V213H64ZM251 214H254V217L251 216ZM3 215V214H1ZM18 215V214H17ZM24 215V214H22ZM55 215V214H54ZM58 215V214H57ZM68 215V217H69ZM13 216V215H12ZM21 216V214H20ZM30 217V219L34 220V221H40L41 217L37 216L36 214H29L28 215ZM60 216V215H59ZM88 216V215H87ZM242 216V215H241ZM22 217V216H21ZM48 217V216H47ZM62 217V216H61ZM9 218V217H8ZM26 218V217H25ZM63 218V217H62ZM87 218V217H86ZM10 219V218H9ZM12 219V218H11ZM54 219V218H53ZM88 219V218H87ZM245 219V218H244ZM13 220V219H12ZM239 220V219H237ZM246 220V219H245ZM20 221V219H19ZM23 221V220H22ZM25 221H27L25 219ZM24 221V222H25ZM48 221V220H47ZM62 221V219H61ZM247 221V220H246ZM23 222V223H24ZM28 222V221H27ZM90 222V221H89ZM242 222V221H241ZM22 223V222H21ZM53 223V222H52ZM70 223V224H71ZM86 223V222H85ZM100 223V222H99ZM98 223V224H99ZM251 223V224H253ZM32 225L34 223H31ZM30 225V224H27ZM52 225V224H51ZM63 225V224H60ZM68 225V224H67ZM73 225V224H72ZM11 226V225H10ZM66 226V225H65ZM71 226V225H70ZM21 227V226H20ZM40 227V225H39ZM45 227V226H44ZM54 227V226H53ZM14 228H17L14 227ZM29 228V227H28ZM27 228V229H28ZM24 229V228H23ZM30 229V228H29ZM43 229V228H42ZM51 229V228H50ZM93 229V227L91 228ZM98 228H96L97 230ZM8 230V229H7ZM12 230V229H11ZM16 230V229H15ZM14 230V231H15ZM40 231V230H39ZM38 231V232H39ZM42 232V231H41ZM50 234V233H49ZM92 234V235H91ZM25 235V234H24ZM86 235V234H85ZM54 236V235H53ZM60 237V236H59ZM82 237V236H81ZM84 237V236H83ZM25 238V236H24ZM32 240H36V237H30ZM46 237H44L45 239ZM49 238V237H48ZM66 238V237H65ZM39 239V238H37ZM41 239V238H40ZM43 239V240H44ZM51 239V238H50ZM71 239V238H70ZM42 240V241H43ZM50 241V240H48ZM68 241V240H67ZM4 243V242H3ZM50 243V242H49ZM62 244V243H61ZM67 244V242H66ZM79 244V242H78ZM29 245V244H28ZM40 245V244H39ZM38 245V247H39ZM45 245V244H44ZM35 246V245H34ZM78 246V245H77ZM80 246V244H79ZM47 247V246H45ZM68 247V245H67ZM70 247V246H69ZM81 247V246H80ZM78 247V248H80ZM83 247V246H82ZM81 247V248H82ZM40 249V248H39ZM59 250V249H58ZM64 250V249H63ZM80 250V249H79ZM51 251V250H50ZM68 251V250H67ZM58 252V251H56ZM61 252V251H60ZM84 252V251H83ZM31 253V251L29 252ZM4 254V253H3ZM24 254V253H23ZM60 254V253H59ZM1 255V254H0ZM40 255V254H39ZM48 255V254H47ZM58 255V254H57ZM73 255V254H71ZM19 256V255H18ZM25 256V255H24ZM41 256V255H40ZM27 257V256H26ZM65 257V256H64ZM68 257V256H67ZM68 259V258H67ZM64 260V259H63ZM73 259H71L70 261H72ZM75 260V259H74ZM85 260V261H86ZM9 261V260H8ZM16 261V260H15ZM47 261V260H46ZM49 261V260H48ZM1 262V261H0ZM24 262V261H23ZM69 262V260H68ZM77 262V260H76ZM45 263V261H44ZM66 263V262H64ZM80 263V262H79ZM87 263V264H88ZM16 264V263H15ZM18 264V263H17ZM23 264V263H22ZM71 264V263H70ZM72 264L73 263L72 261ZM84 264V262H83Z\"/></svg>","mask_w":264,"mask_h":264},{"label":"rangeland","instance_id":"374dc122","mask_svg":"<svg viewBox=\"0 0 264 264\" xmlns=\"http://www.w3.org/2000/svg\"><path fill=\"white\" fill-rule=\"evenodd\" d=\"M5 0H0V16H4L3 18L0 17V53L3 52V50H6V48L9 46L10 43H13L17 38V41L20 45H22V43H24L25 45L28 44V43H32V42H42L43 41V34L45 31H49L50 33L53 32L52 30L56 28H59L61 29V25L60 23L62 22H66L67 19H71L73 18V16L71 17H68L66 15H64L63 13V9L65 5L64 4V0H48V2L50 3H46L44 2L43 4H39L38 5V8L36 7H33L32 6H29V9H25L23 7H17L16 5V0H11L10 4L6 6ZM58 3H57V2ZM62 1V2H60ZM140 2V0H138ZM181 1V3H180ZM178 0L176 2H178V4H181V6H178L177 7V11L180 13H186L187 14V17L186 19L188 20L186 22V19L182 20L180 18V21L182 23V21H184V25L188 26V22H189V25L191 27H193V33L194 32H198L196 31L199 23L203 21V19H201V15L200 12L197 11V9L195 8H191L190 9V6L193 7V4L190 3L191 0ZM189 1V3H188ZM60 2V3H59ZM138 2V3H139ZM17 3L19 4H22L23 3V0H20L17 1ZM57 3V4H56ZM183 3V4H182ZM187 3V5H186ZM46 4V5H44ZM49 4V8L52 4V6L57 5V7L55 6L54 7H51L50 9H48V5ZM141 6H142V3L140 2L139 3ZM184 4L186 6H184ZM122 5V6H121ZM189 5V6H188ZM10 6V7H9ZM61 6V7H60ZM117 6H119L118 9L116 10H109V13L107 15H102L100 17V19H98V17H96V20H94V23L95 21H97V24H95L94 26V38H91V42L95 43H98L99 42V45L101 44L102 46L104 45L107 49H103V47L101 46V48L103 49V53H102V58H99V56H95L93 57V62H96L95 63H91L92 61H89V59H85V62L84 60H80V62L78 61V63L76 64V66L80 65L82 63L81 66H78L75 68L77 74L75 73V70L71 69L67 66H72L73 65V58L74 56L71 55L72 54V51H71V44L68 43L67 41L64 42V44L62 46H52L51 49L46 53H41L38 55V60L39 62L43 65V68L42 69H45V76L51 78L54 82H52V85L54 87V90L55 91H52L49 92L46 88H48V85H46L45 83H42L40 78L38 77V75H36V73L30 69H28L27 65L25 66V64H20V68L15 69V67H12V71L15 72V74H12V73H8V75H4L0 72V94L3 95V96H0V115H2L3 117L0 119V162H4L6 159V165L8 164V166L6 167L4 164L0 166H4V167H0L1 170H0V264H72V261L73 263L75 264H87L88 261L85 259V254L87 252V246L89 244V242L87 241V244H86V240H85V236L88 235V233H91L92 234H95L96 231L97 233H99V229H100V226L102 227V221L104 220L103 218H105L104 214H102L105 209V207L107 206L108 208H111L112 205L114 203L117 202V199H116V195H115V190H116V184H119L120 183V180L122 182V179H124L125 183L128 184V183H145L147 181L150 180V178L153 176V173H158L159 171L162 170V168H172L174 166H180V167H192V168H207L209 170H211L212 167L214 168H217L219 169V171L221 172V174L223 175L221 177V179H224V178H227L228 175H229V171L232 169V168H243L242 166H249V165H254L255 166H261V167H264V140H262L260 138L259 135L261 134H264V128L262 127H258V128H254L252 131H248V128H249V124L251 122V118L252 116H254L256 114V117H257V111H256V108L255 106H252L251 104H254V103H250L252 102L254 99V96L260 94V92L264 89V76H262L264 73L260 74V72L264 71V69L260 68L259 70H262V71H259L258 70V66L253 67V65L251 64H246L247 62H245V60L243 61L241 59V55H243V51H241L238 47H236L235 44H233L230 48L233 49L232 52L233 54H238L240 55V57H235V56H231L230 60L227 61L226 63L224 64H219L215 59L212 58L211 54H209L208 52L204 53V54H201L202 56H196L195 55V51L192 50L191 48L187 49V50H184V51H181V54H179L180 52L177 53V55L175 57H170V56H166L164 54H159L158 57H149V55H147V57L145 59L141 58V60L139 61V65L137 66V68H134V69H131L126 73L127 76H125V78L127 77L128 79L129 78H132L134 79L136 75H141V73L143 72V70H147L150 71L151 73H158V72H161V73H165V72H170L172 71L174 68L179 70V72L181 70H185V68H183V66L185 65V62L187 60V62H191L193 63L194 60L196 61L194 65L196 66H199L201 68H205V69H202L200 70L201 72H197L200 76V78L204 79L203 76L206 74L208 75V73L210 72H213L214 77L212 79V81H215L214 82V85L212 83H209V87H213L215 90V92L209 97V100H208V104H205V105H202V104H161L162 103V100L160 98L157 97V92H159L161 89H165V87L167 88L168 86H173L175 84V80L173 81H168V80H164V79H160L154 83H152L151 85L141 89V90H138V89H130V90H115V89H110L112 87H110L111 85V82H114V80H116V77L117 79H122L123 77V74L122 76L119 75L120 72L124 71V68H125V64L127 62V58L130 57L131 53L130 51L133 49L134 47V41L135 44H140V43H143V36H142V31H140V35L137 36L136 38V34H131L130 32L131 31H134L132 28L134 26H132L131 22L128 23L127 21L129 19V15L127 16V10L125 9V7H127L125 4H117ZM124 6V8H123ZM168 6V5H167ZM189 7V8H185V7ZM31 7V9H30ZM41 10H38L39 8H41ZM121 7V9H120ZM143 7V6H142ZM184 7V8H183ZM10 8V9H9ZM12 8V10H11ZM36 8V9H35ZM54 8V10H53ZM57 8V9H56ZM144 8V7H143ZM21 9V10H19ZM59 9V10H58ZM111 9V8H110ZM125 9V10H123ZM128 9V8H127ZM182 9V10H181ZM187 11H185V10ZM189 9V10H188ZM16 10H17V15H18V18L17 16H14L15 13H16ZM19 10V11H18ZM33 10V12H32ZM50 10V11H48ZM58 10V11H57ZM130 10V9H129ZM146 10V9H145ZM191 10V11H190ZM196 10V11H194ZM12 11V12H11ZM23 11L26 15V18H24V13L21 12ZM26 11V12H25ZM28 11V13H27ZM35 11V12H34ZM38 11V13H37ZM52 11V14H50ZM54 11V12H53ZM57 11V12H56ZM112 13H111V12ZM264 11V10H262ZM15 12V13H14ZM21 13V15L19 13ZM43 12V13H41ZM56 12V13H55ZM59 12V13H58ZM62 12V14L60 13ZM119 12V13H118ZM177 12V13H178ZM199 14H197V13ZM6 13H8V15H6ZM12 15H11V14ZM14 13V15H13ZM40 15H36V14H39ZM48 13V14H47ZM55 13V14H54ZM181 15H184L182 17L185 18V14H182ZM191 15V17H188V15ZM195 13V14H193ZM241 13V16H242V19L243 21L240 23H238V25H242V29L243 30H247L249 31L251 28H253V26H257V30L255 29V32H258L261 34L264 35V27H261L259 26L258 24V18L260 20V18H262V13H254L251 18L246 16V13ZM30 16H28V15ZM45 15V18L44 15ZM50 14V15H49ZM59 14V15H58ZM111 14V15H110ZM245 14V15H244ZM10 15V16H9ZM33 15V16H32ZM180 15V16H181ZM189 15V16H190ZM194 15V16H192ZM244 15V16H243ZM20 16V17H19ZM32 16V19L29 20V18H31ZM53 16V17H52ZM56 16H58L57 18H60L59 16L62 17V19H57ZM199 18H198V17ZM255 19H253L254 17ZM263 16H264V12H263ZM42 19H41V18ZM49 17V18H48ZM198 18V19H193V18ZM33 18L36 19V21H33ZM38 18V19H37ZM52 22H51V20ZM54 18V19H53ZM64 18V19H63ZM192 19L190 20V19ZM25 19H27V21H25ZM41 19V20H39ZM45 19V20H43ZM57 19V20H56ZM85 19V18H84ZM84 19L80 20V22H83L84 23ZM88 19V18H87ZM86 19V20H87ZM93 19V18H92ZM91 19V20H92ZM24 20V21H22ZM34 22V23H31L30 22ZM46 24H44V22ZM49 20V21H47ZM66 20V21H65ZM19 21H22L20 24V26L24 27L22 29L18 28L17 31H15L14 29V32H16L15 34H13L14 32H12V36L10 35V31L11 30V27L12 28L15 26L16 23H18ZM43 23H41V22ZM47 21V22H46ZM54 21V22H53ZM196 21V22H195ZM16 22V23H15ZM40 25H39V23ZM199 22V23H198ZM11 23H13L11 25ZM26 23V24H25ZM52 23V24H51ZM57 25H56V24ZM91 23V22H90ZM93 23V24H94ZM186 23V24H185ZM192 23V25H191ZM194 23V24H193ZM198 23V24H197ZM255 23V24H254ZM8 24V25H7ZM30 24V25H29ZM32 24H35V25H32ZM43 27H41L42 25ZM51 24V25H50ZM54 24V26H53ZM202 24V23H200ZM254 24V25H252ZM257 24V25H256ZM7 25V26H6ZM10 25V26H9ZM131 25V26H130ZM198 25V26H196ZM30 26V27H29ZM33 26V27H32ZM38 27L35 29V27ZM48 26V28H47ZM195 26L197 27L195 29ZM52 27V28H51ZM96 27V28H95ZM244 27V28H243ZM28 29L30 31L29 33V36H28V33H25L26 32V29ZM80 28L84 29V26L83 25H80ZM140 29L138 30H141V27H139ZM8 29V30H7ZM25 29V30H24ZM38 29V30H37ZM41 29V30H40ZM262 29V30H261ZM124 30V31H123ZM19 31V32H18ZM40 31V33H39ZM33 32V33H31ZM34 32L37 34H34ZM19 34H21L20 36H18ZM23 34V35H22ZM27 34V35H26ZM42 34V35H41ZM9 35L11 36L10 38V41L9 40ZM33 35V36H32ZM39 35V37H38ZM135 35V36H134ZM3 36V37H2ZM6 38H5V37ZM15 36V37H14ZM34 36H36L37 38H35ZM132 36V37H131ZM8 37V38H7ZM15 40H14V38ZM20 37V38H19ZM28 37V38H27ZM33 38L32 42H30V40ZM42 40H41V39ZM104 38V39H103ZM30 39V40H29ZM35 39V40H34ZM38 39V40H37ZM4 40V41H3ZM5 40L7 42H5ZM13 40V41H12ZM103 40V41H102ZM4 42V43H3ZM9 42V43H8ZM103 42H105L104 44H102ZM139 42V43H138ZM68 43V44H67ZM5 44H7V46H5ZM23 44V45H24ZM78 44V49L80 50H85L86 51L88 50L87 47L85 46V44ZM121 44V45H119ZM34 44H32V47H33ZM68 45V46H67ZM79 45H82L84 48H81V46ZM93 45V46H95ZM115 45V46H114ZM151 45V46H150ZM38 45H34V49L36 51H34V49L32 50L31 49V52H38L40 51V49L38 50V48L36 47ZM6 47V48H5ZM10 47V46H9ZM36 47V48H35ZM57 47V49L55 50V48ZM67 47V48H66ZM86 47V48H85ZM150 50L154 48V45L152 43H149L148 46H147ZM69 48V49H68ZM110 48V49H109ZM121 48V52H119V49ZM126 49L125 51L122 50V49ZM3 49V50H2ZM62 49V50H61ZM67 49V50H66ZM54 50L57 52V53H54ZM235 50V51H234ZM68 51V52H67ZM69 51H71L69 53ZM106 51V52H105ZM109 51V52H108ZM118 51V52H117ZM32 52V54H33ZM60 52V53H59ZM63 52V54H62ZM185 54H183V53ZM189 52V53H188ZM11 53V49L6 53L5 52V55L7 54V56L9 57V54ZM59 53V55H58ZM64 53H67V54H64ZM113 54V58L116 57V59H122L121 60H116L115 62L117 63H111L107 60V54ZM149 54V53H148ZM47 55V56H46ZM49 55V56H48ZM53 55V56H52ZM67 57L66 59L63 58L65 56ZM121 55V56H120ZM134 54H132L133 56ZM182 55V56H180ZM190 55V56H188ZM263 54H260L259 56H262ZM46 57V60H45V57ZM61 56V57H60ZM70 56H73L70 58ZM120 56V57H119ZM131 56V58L133 59V57ZM165 56V58H163ZM188 56V57H187ZM246 56L248 57V55L246 54ZM56 57V58H55ZM60 57V58H59ZM106 57V59H105ZM177 57V58H176ZM180 57V59H179ZM186 57V58H185ZM204 57V58H203ZM264 57V56H263ZM263 57H260V58H263ZM49 58V60H48ZM51 58V59H50ZM52 58L54 59L53 61ZM63 60L64 59V63L65 64H59L57 61L59 60ZM62 58V59H61ZM172 60L171 62H167V61H170ZM184 58V59H183ZM13 58H10V61H12L14 64H17L15 62V60ZM68 59V61H67ZM131 59V60H132ZM158 59V60H157ZM183 59V60H182ZM193 59V60H192ZM235 59H237L236 61H234ZM70 60V61H69ZM212 60V62H211ZM56 61V62H55ZM83 61V62H82ZM121 61V62H120ZM162 61V62H161ZM203 61V63L201 62ZM205 61V62H204ZM210 61V62H209ZM89 62V64H91L93 66V68H91L92 66H90L89 64L87 65V63ZM99 62H102L97 66V64ZM109 62V63H108ZM133 62V60L131 61ZM164 62V63H163ZM198 62V64H197ZM207 62V63H206ZM229 62V63H228ZM25 63V62H24ZM80 63V64H79ZM83 63H86L83 66ZM106 63V64H104ZM163 64V65H160V64ZM166 63H169V64H166ZM172 63V64H171ZM206 63V64H205ZM211 63V64H210ZM228 63V64H227ZM94 64L96 65L95 68H98L99 71L95 68H94ZM109 64V65H108ZM117 64V66L115 65ZM156 64V65H155ZM173 65V66H170ZM49 65V66H48ZM64 65V66H63ZM108 65V66H106ZM112 65V66H111ZM155 65V66H153ZM224 65H226L224 67ZM48 66V67H47ZM56 66V67H55ZM89 67L86 68V67ZM105 66V68H104ZM151 66V67H150ZM153 66V67H152ZM164 66V67H163ZM166 66V67H165ZM214 66V67H213ZM47 67V68H46ZM50 67V68H49ZM57 68V67H60L62 73H52L51 72V69L53 68ZM82 67V68H81ZM182 67V68H181ZM209 67H213V68H209ZM229 67V68H228ZM231 67V68H230ZM235 67L233 70L232 68ZM23 68H24V71H23ZM49 68V69H48ZM78 68V69H77ZM80 68V69H79ZM101 68V69H100ZM228 68V70H227ZM249 68V69H248ZM65 69V70H64ZM122 69V70H121ZM140 69V70H138ZM143 69V70H142ZM214 69V70H213ZM30 70V71H28ZM64 70V71H63ZM69 71V74H68V71ZM90 70V71H89ZM95 73H94V71ZM102 70V71H100ZM217 70V72H216ZM235 70V71H234ZM22 71V72H21ZM26 71V72H25ZM34 73H32V72ZM72 71L73 74L70 72ZM87 71V72H86ZM92 71V72H91ZM97 71V72H96ZM228 71L227 74H225V76H223V79L225 77V79L223 80L222 79V74L224 72ZM233 71V72H232ZM250 73H249V72ZM30 72L32 74H30ZM113 72V73H112ZM132 74H130V73ZM139 72V73H138ZM208 72V73H207ZM222 72V73H221ZM239 72V74H237ZM64 73V74H63ZM71 73V74H70ZM75 73V76H73ZM137 73V74H135ZM196 73V74H197ZM202 73V74H201ZM205 73V74H204ZM229 73H232V74H229ZM253 73V74H252ZM57 74V75H56ZM67 74V76H66ZM86 74V75H85ZM111 74V75H110ZM116 74V75H115ZM129 74V76H128ZM54 78H52V76ZM56 75V76H55ZM119 75V77H118ZM203 75V76H201ZM204 76L205 78L207 76ZM251 75V76H250ZM34 76V77H33ZM51 76V77H50ZM72 78H71V77ZM87 76V77H86ZM115 76V77H114ZM130 76H133V77H130ZM226 76L228 77V79L226 78ZM258 76V77H257ZM93 77V78H92ZM108 77H112L110 79H108ZM219 77V78H217ZM234 77V78H233ZM238 79H237V78ZM263 77V78H262ZM35 78V79H33ZM92 78V79H91ZM216 78V80H215ZM231 78V79H230ZM235 79V81L240 80L238 81V83H242V87L239 86L240 84L236 83L235 81H233V79ZM22 79H24L25 81H23ZM32 81H31V80ZM89 79V82H86L85 81H88ZM95 79V80H94ZM109 83L107 82L108 80ZM221 79V81H220ZM228 82L232 80V83L229 82L230 84H233V86L235 85V87H233L232 85H230L229 83H227V80ZM250 79V80H249ZM254 79V80H253ZM102 80V81H101ZM104 80V81H103ZM253 82L251 83L250 81ZM15 81H20L19 83L18 82H15ZM61 81V82H60ZM70 81V82H69ZM77 81V82H75ZM91 81V82H90ZM219 81H220V85H222V87H219L220 85L219 84ZM246 81V83H245ZM255 81V82H254ZM263 81V82H261ZM63 82L65 84V86L63 85ZM72 82V83H71ZM75 82V83H73ZM84 82V83H83ZM96 83L97 85L99 86H102L104 84L107 85L108 88H106L105 92L102 91V90H99V92H97L98 90L95 89L94 90V87L92 86V83ZM98 82V83H97ZM100 82V83H99ZM103 82V84L101 83ZM107 84H106V83ZM167 82V83H166ZM257 82V83H256ZM32 83V84H31ZM79 85H78V84ZM83 83V84H82ZM173 83V84H172ZM226 83V84H224ZM238 84V86L236 84ZM249 83V85L247 84ZM256 83V84H255ZM24 84L25 87H24ZM76 84V85H75ZM87 84V85H85ZM91 84V85H90ZM102 84V85H101ZM110 84V85H109ZM252 84H255L257 85V88H258V84L259 85H262L260 86L262 90H260L259 88H255L256 91H258V93L256 91H253L254 93H250L252 92L251 89H252ZM57 85V86H56ZM158 85V86H157ZM160 85V86H159ZM217 85V86H216ZM227 87H223V86H226ZM228 85L231 86L232 88H228ZM254 85V87H256ZM85 86V88H84ZM86 86H91L89 89L86 87ZM102 86V87H104ZM153 88H152V87ZM237 86V87H236ZM246 89H245V87ZM36 87V88H35ZM58 87V88H57ZM79 87V88H78ZM106 87V86H105ZM159 87V88H158ZM27 88V89H25ZM60 88V89H59ZM80 89L78 91V89ZM83 91H82V89ZM207 88V87H206ZM205 88V89H206ZM223 88V90L225 91H221ZM224 88H227V89H224ZM236 88V90H235ZM248 88V89H247ZM250 88V90H249ZM25 89V90H24ZM37 89V91H36ZM87 89L89 91H87ZM159 89V90H158ZM220 89V90H219ZM232 89V90H230ZM239 89V90H238ZM242 89V90H241ZM254 89V90H255ZM21 90V91H20ZM95 92H93V91ZM97 90V91H96ZM109 90V93H106V91ZM241 90V92H240ZM247 90V91H246ZM249 90V91H248ZM61 91V92H60ZM63 91V93H62ZM66 91V92H65ZM74 91V92H73ZM76 91V93H75ZM78 91V92H77ZM104 92L105 95H101L103 94L102 92ZM114 91H118L119 94H117L116 92ZM143 91V92H142ZM148 91V92H147ZM219 91V92H218ZM236 91V93H235ZM244 91V92H243ZM246 91V92H245ZM264 91V90H263ZM261 92L260 94V97L262 94H264V92ZM17 92V93H16ZM22 92V93H21ZM39 92V93H38ZM83 92V93H82ZM95 95V96H92V94ZM240 92V96H248V94L250 93L251 95L255 94L252 98V100L250 99L252 96L250 95L249 98H245L244 99V102H243V99L239 96V93ZM24 93V94H23ZM30 93V95H28ZM46 93V95L44 94ZM95 93V94H94ZM98 93V94H97ZM100 93V94H99ZM115 93L117 95H115ZM221 93V95L219 94ZM223 93V94H222ZM231 93V94H230ZM236 95H234V94ZM248 93V94H247ZM22 94V95H21ZM43 94V95H41ZM53 94V95H52ZM56 94H59L58 96ZM60 94H64V95H60ZM81 94V95H80ZM87 94V96H85ZM107 94V95H106ZM109 94V95H108ZM217 98L216 97V95ZM230 94V95H229ZM38 95V97H37ZM97 95L98 97L100 98H97ZM144 95V96H143ZM214 95V96H213ZM223 95V97H222ZM233 95V96H232ZM7 96L9 98H12V99H9L7 98ZM12 96V97H10ZM30 96V97H29ZM39 96H41L39 98ZM44 96V97H43ZM65 96V97H64ZM71 97L73 99H76L79 101V104H67V100H68V97ZM101 96V97H100ZM105 96H109V98H105ZM119 96V97H118ZM23 97V98H22ZM29 97V98H28ZM43 97V98H42ZM48 97H52V98H60L62 97L63 99H65V101H63L62 98H60V100L63 102H61L60 104H57L58 106L57 107H61V108H65L67 109V113L61 115L63 118H61L60 116H55L51 111V107L53 108V105H49V104H37L35 103L34 100H45L47 99ZM87 97V98H86ZM95 97V98H94ZM227 97V99H226ZM240 97V98H239ZM259 97V98H260ZM4 98V99H3ZM17 100H21L22 102L24 101L27 102V103H17V101H14L15 99ZM20 98V99H19ZM28 98V100H27ZM96 98L98 100H96ZM217 98V100H216ZM223 98V99H222ZM231 98V100H230ZM239 98V99H237ZM8 99V100H7ZM24 99V100H23ZM30 99V100H29ZM32 99V100H31ZM34 99V100H33ZM91 99V100H90ZM122 99V100H120ZM144 99V100H143ZM226 99V100H225ZM242 99L241 102H239L240 100ZM12 100V101H11ZM91 102H90V101ZM94 102H93V101ZM118 100H120L119 102L121 103V101H124L125 104H113L115 102H117ZM130 100V101H129ZM158 100H160L159 102H157ZM212 100V101H211ZM219 100V101H218ZM230 100V101H229ZM237 100V101H236ZM9 101V103L7 102ZM11 102H14L13 103H10ZM30 101V102H29ZM214 101V102H213ZM219 104H218V102ZM226 101V102H225ZM29 102V103H28ZM110 104H108V103ZM154 102H157V103H154ZM217 102V103H216ZM221 102V104H220ZM249 102V103H248ZM5 103V104H4ZM102 103L104 105V107H107L108 105L110 107H113L114 109H119L117 110V123L116 125H112L110 124L106 118L102 117L103 115H99V111L102 112ZM106 103L108 104L106 106ZM150 105H149V104ZM153 103V104H151ZM235 103V105H234ZM160 104V106H159ZM216 104V105H215ZM223 104V105H222ZM230 107H228V105ZM5 105V106H4ZM14 105V106H13ZM49 105V106H48ZM82 105V106H80ZM129 105V106H128ZM167 109H166V107ZM179 105H182V106H179ZM195 105L197 108H195ZM218 105V106H217ZM227 107H226V106ZM233 105V106H232ZM7 106V107H6ZM24 106V107H23ZM31 106V107H30ZM97 106V107H96ZM108 106V107H109ZM146 106H149L147 109ZM164 106V107H163ZM178 106L179 108L176 110L174 108ZM206 106V107H205ZM240 106V107H239ZM43 107V108H42ZM50 107V108H49ZM96 107V108H95ZM116 107V108H115ZM152 107V108H151ZM155 107V109H154ZM157 107V108H156ZM163 110H161L160 108ZM173 107V110L169 111L170 109H172ZM181 107V108H180ZM192 107V108H191ZM212 107V108H211ZM219 107V108H218ZM223 109V112L221 111ZM224 107V108H223ZM250 107V108H249ZM8 108V109H7ZM46 108V110H45ZM159 108V109H158ZM170 108V109H169ZM186 108H187V112H186ZM206 108V109H205ZM213 110H211V109ZM228 110H226V109ZM229 108V109H228ZM247 108V110H246ZM249 108V109H248ZM255 108V110H254ZM264 108V107H262ZM6 109V110H5ZM70 109V110H69ZM98 109V110H96ZM128 109V110H127ZM158 109V110H156ZM184 109V110H183ZM194 109L196 111H194ZM202 109V110H201ZM221 109V110H220ZM238 109H242L241 111L238 110ZM244 109V111H243ZM4 110V111H3ZM17 110V111H16ZM21 110V111H20ZM29 110V111H28ZM139 110V111H138ZM145 112H144V111ZM151 111L153 112L152 114L149 113L148 111ZM160 110V111H159ZM176 110V111H175ZM179 110V111H178ZM191 110V111H190ZM201 110V111H199ZM204 110V111H203ZM238 110V111H237ZM258 110V109H257ZM264 109L258 111L259 112V119L261 122L264 123V117L262 115H264V112H262ZM3 113H2V112ZM7 113H6V112ZM9 111V112H8ZM13 111V112H12ZM23 111V112H22ZM25 111V112H24ZM137 111V113H136ZM147 111V112H146ZM161 112V113H158V112ZM175 111V112H174ZM203 111V112H202ZM212 111V112H211ZM243 111V112H242ZM247 111V112H246ZM252 111V112H251ZM5 112V113H4ZM18 112V113H17ZM88 112V113H87ZM94 112V113H93ZM130 112V114H129ZM134 112V113H133ZM191 112V113H190ZM199 112V113H198ZM207 112V113H206ZM211 112V113H210ZM226 112L228 114V116L231 118L230 120H233L229 123L225 122L223 119L225 117V114L224 113ZM17 116H16V114ZM25 115H24V114ZM73 113V114H72ZM99 113V114H98ZM120 113V114H119ZM146 113V115H145ZM155 113H158L159 115H156ZM186 113V114H185ZM190 113V114H189ZM206 113V114H205ZM214 113V114H213ZM221 115H220V114ZM245 113V114H244ZM20 114V115H19ZM30 114V115H29ZM47 114V115H46ZM53 114V115H52ZM71 114H72V118L75 119L73 120L71 118ZM76 114V115H75ZM152 116L149 118V115ZM161 114V116H160ZM174 114V115H173ZM226 114V115H227ZM234 114V115H233ZM235 114L237 115L236 117ZM9 115V116H8ZM15 115V116H14ZM24 115V116H23ZM91 115V116H90ZM129 115V116H128ZM145 115V117H144ZM154 115V116H153ZM167 117H166V116ZM169 115V116H168ZM184 116L183 118L184 119H181L179 121V125H177L178 123L176 122V124L172 123L170 121V117L171 116ZM203 115H207L209 117V119H217V123L213 124L210 126L209 124V119L207 120V123L203 126H201L199 129H198V133L200 135V137L198 138L197 136H199L198 134H192V133H188V132H185V131H188V129L191 128V126L193 125H196V123H192L191 125H186L187 123L186 122H189L190 120H197L199 119L201 116ZM211 115V116H210ZM213 115V116H212ZM23 118H22V117ZM51 116V117H49ZM156 116V117H155ZM163 116V117H162ZM187 116V117H186ZM219 116H221V118L219 119ZM241 116V117H240ZM247 117V119H245V117ZM8 117V118H7ZM12 117L16 118V119H12ZM23 119V120H21ZM50 119H49V118ZM53 117V118H52ZM65 117V118H64ZM90 120H89V118ZM93 117V119L91 120V118ZM121 117V118H120ZM144 117V118H143ZM175 117V119H176ZM213 117V118H212ZM240 117V118H239ZM5 118V119H3ZM80 118V119H79ZM95 118V119H94ZM99 120H98V119ZM103 118V119H102ZM142 118V119H141ZM148 118V119H147ZM154 118V119H153ZM157 118V119H156ZM159 118V119H158ZM168 119V120H165V119ZM191 118V119H190ZM193 118V119H192ZM254 118V117H253ZM71 119V120H70ZM130 119H131V122H130ZM132 119L134 120V122L132 121ZM152 121H151V120ZM156 119V120H155ZM189 119V120H188ZM239 119V120H238ZM15 121L12 125V122L10 123L9 121ZM20 120V121H18ZM49 120H52L51 122ZM103 120V121H102ZM105 120V121H104ZM150 120V121H149ZM159 120V121H157ZM186 121L185 123L182 122ZM214 120V119H213ZM3 121V122H2ZM65 121V122H64ZM75 121H79V122H75ZM101 123H100V122ZM107 121V123H106ZM131 123L129 124L128 123ZM155 121V122H154ZM157 121V122H156ZM166 121V122H165ZM190 121V122H192ZM223 121H224V124H223ZM243 121V122H242ZM248 121V123H247ZM19 122V124H18ZM47 122V123H46ZM75 122V123H74ZM84 122V123H83ZM99 122V123H98ZM104 122V124H103ZM222 124H221V123ZM245 122V123H244ZM9 123V124H8ZM25 123V124H24ZM36 123V124H35ZM59 123V124H57ZM72 123V124H71ZM74 123V125H73ZM79 123V126L77 125ZM96 125H95V124ZM156 123V125L154 124ZM158 123L160 125H158ZM231 123V124H230ZM11 124V125H10ZM47 126H46V125ZM71 124V125H69ZM83 124H84V127H83ZM89 124V125H88ZM98 124V125H97ZM100 124V125H99ZM103 124V125H102ZM108 124V125H107ZM151 124V125H150ZM154 124V125H153ZM182 124V125H181ZM233 124V125H232ZM4 125V126H2ZM17 125V126H16ZM23 127H22V126ZM29 127H28V126ZM37 127H36V126ZM107 125V126H106ZM110 125V126H109ZM113 127H112V126ZM120 125V129L123 131L120 132V129H119V126ZM132 127H131V126ZM152 127H150V126ZM177 125V126H175ZM215 125V126H214ZM244 125V126H243ZM245 125H248L245 126ZM6 126V127H5ZM21 126V128H20ZM31 126V127H30ZM34 126V128H33ZM45 126V127H44ZM75 126V128H74ZM89 126V127H88ZM94 126V127H93ZM98 126V127H97ZM109 126V127H108ZM125 126H127L125 128ZM130 126V128L128 127ZM146 126V127H145ZM149 126V127H148ZM159 126V127H158ZM167 126H169V130H167ZM211 129H210V127ZM215 128H214V127ZM220 126V128H219ZM222 126V127H221ZM224 126V127H223ZM2 127V128H1ZM11 127V128H10ZM15 127V128H14ZM25 127V128H24ZM29 129H28V128ZM81 127V128H80ZM92 127V128H91ZM112 127V128H111ZM116 127H118L117 129H115ZM136 127V129L134 128ZM177 127V128H176ZM181 127L183 130H181ZM190 127V128H189ZM208 127V128H207ZM231 127V128H230ZM50 128V129H49ZM74 128V129H72ZM115 129L112 131V129ZM124 128V129H123ZM128 128V129H127ZM157 130H155V129ZM162 128H164L162 130ZM172 128V129H170ZM179 128V129H178ZM187 128V130H185ZM207 128V129H206ZM214 128V130H213ZM217 128V129H216ZM241 128V129H240ZM6 129V130H5ZM99 129V130H98ZM107 129V130H106ZM127 129V130H126ZM142 129V130H141ZM152 129V131L150 130ZM159 129V130H158ZM178 129V130H176ZM231 129H233V133L231 131ZM235 129V130H234ZM239 129V130H238ZM247 129V130H246ZM256 129V130H255ZM9 130V131H7ZM14 130V131H13ZM16 130V132H15ZM81 130V131H80ZM119 130V131H118ZM132 130V132H131ZM135 130V131H134ZM147 130V131H145ZM155 130V132H153ZM165 130V131H164ZM180 130V131H179ZM185 130V131H184ZM209 130V131H208ZM222 131L224 134H227L226 136H228L229 138V141H230V144H232L234 147L232 150H234L233 152L231 153H217L213 156H211L210 154L214 153V149H211L208 147L207 143H206V139L207 137L210 135V134H215L214 131ZM243 130V131H242ZM18 131V132H17ZM53 131L54 134H52L51 132ZM56 131V132H55ZM101 134H100V132ZM109 131V132H107ZM118 133L116 134L115 132ZM136 133L135 135L136 136H133L134 135V132ZM139 131V132H138ZM159 131V132H158ZM163 134H162V132ZM184 131L185 133L184 134H181L182 132ZM200 131V132H199ZM208 131V132H207ZM211 131V132H210ZM213 131V132H212ZM231 131L230 134H228L229 132ZM234 131L236 133H234ZM255 131V132H254ZM50 132V133H49ZM80 132V133H79ZM90 132H93L90 133ZM151 134L149 135V139H148V135L147 133ZM151 132V133H150ZM239 132V133H238ZM252 132V133H251ZM19 133V134H18ZM82 133V134H81ZM87 133V134H86ZM108 133V134H107ZM153 133V134H152ZM159 133V134H158ZM168 133V134H167ZM240 135H238V134ZM255 133V134H254ZM8 134V135H7ZM14 134V135H13ZM38 134H40L38 136ZM105 134V135H104ZM133 134V135H132ZM139 134H141L140 136L143 138V139H148L149 140V143L146 144V147H142L140 148V150L138 149V152H134L132 150L133 148V145L136 143L137 141V138L135 140V137H138ZM156 134H158L159 136H155ZM188 134V135H187ZM237 136H236V135ZM241 134H242V137H241ZM81 135H84V136H81ZM96 135V136H95ZM101 135V136H100ZM119 137H118V136ZM125 135H126V138H125ZM128 135V136H127ZM147 135V136H146ZM186 135V136H185ZM197 135V136H195ZM231 135V136H230ZM251 135V136H250ZM15 136V137H14ZM47 136V137H45ZM102 136L103 137V141H102ZM115 136V137H114ZM133 136V137H132ZM192 136V137H191ZM194 136V137H193ZM235 136V137H234ZM257 136L259 137L257 139ZM23 137V138H22ZM32 137V138H31ZM43 137V138H41ZM86 137V138H85ZM88 137V138H87ZM157 137V138H156ZM243 139H241V138ZM7 140H6V139ZM11 138V139H10ZM13 138H16V140L19 138V140H17L18 142L21 143L22 147H24L26 149V151L28 152V155H29V158H20V162L19 161H13L12 158L8 157L7 155V152H11V149H8V146L11 145V143H13L12 141H14L15 139ZM38 138V139H37ZM40 138V139H39ZM46 138V140H44ZM92 138V139H91ZM94 138V140H93ZM100 138V140L98 139ZM117 140H116V139ZM125 138V139H124ZM131 138V139H130ZM252 138V139H251ZM254 138V139H253ZM24 139V140H23ZM37 139V140H36ZM44 140V142L42 140ZM98 139V141H97ZM235 139V140H234ZM4 140V143H1L3 142ZM115 140V142H114ZM22 141V142H21ZM46 141V142H45ZM53 141V142H52ZM61 141V142H60ZM94 141V142H93ZM96 141V142H95ZM106 141V142H105ZM116 141H120L117 142ZM135 141V142H134ZM37 142H38V145H37ZM108 142V143H107ZM127 153L126 151L123 149L122 147V143H127ZM177 142V143H176ZM6 144V148L8 149L7 151H5L4 149H2L1 147L5 144ZM26 143V144H25ZM43 143V144H42ZM45 143V144H44ZM69 143H71L69 145ZM96 143V144H95ZM114 143V144H113ZM179 143V144H178ZM24 144V145H23ZM28 144V145H27ZM42 144V145H41ZM113 144V145H112ZM121 144V146H120ZM151 144V145H149ZM154 144L157 146H154ZM171 144V145H170ZM178 144V145H177ZM181 144V145H180ZM184 144V145H183ZM99 145V146H98ZM110 147H109V146ZM119 145V146H117ZM161 145V146H160ZM163 145V146H162ZM188 145V146H186ZM191 145V146H190ZM245 145V146H244ZM42 146V148H41ZM87 146V147H86ZM112 146V147H111ZM117 146V147H116ZM149 146V147H148ZM169 146V147H168ZM178 146V147H177ZM237 146V148H236ZM245 148H244V147ZM28 147V149H27ZM37 147V148H36ZM39 147V148H38ZM69 147V148H68ZM116 147V148H114ZM152 147L156 148L153 149ZM175 148V149H172V148ZM192 147H195V148H192ZM202 147V148H201ZM243 147V148H242ZM52 148V149H51ZM73 150H71V149ZM109 148V150L107 149ZM113 148V150L111 149ZM120 148V150H119ZM149 148V149H147ZM153 151H151V149ZM159 148V150H158ZM171 148V151L169 150ZM180 148V149H179ZM206 150L204 151L203 150ZM31 149V151H30ZM111 149V150H110ZM146 149V150H145ZM185 149V150H184ZM202 150L203 154H205L206 156L209 154L210 155V158H205L203 160L200 159V157L198 156H201L200 154H202V152L200 150ZM241 149V150H240ZM2 150V151H1ZM29 150V151H28ZM44 150V151H43ZM59 150V151H58ZM108 150V152H107ZM180 150V151H179ZM189 150H192V151H189ZM211 152H210V151ZM246 152H245V151ZM38 151V152H37ZM46 151V152H45ZM52 151V153H50ZM58 151V152H57ZM72 151V152H70ZM81 151V152H80ZM122 151V153H121ZM134 152V153H131V152ZM156 151H157V154H156ZM158 151H161V152H158ZM164 151V152H163ZM173 151H175L173 153ZM181 153H179V152ZM184 151L186 152H195L193 153L194 155H196V153L198 155L196 156H192L190 158H185L186 156L183 155L184 154ZM197 151V152H196ZM213 151V152H212ZM237 151V152H236ZM3 152V153H2ZM36 152V153H35ZM45 152V153H44ZM48 152V153H47ZM95 152V153H94ZM124 152L126 154H124ZM144 152H146V157L143 156L141 161H137L135 163H133L132 165L129 164V162L127 161V158H124V157H127L129 156V154H135V155H142V153L144 154ZM148 152H152V153H155L156 156L154 155H150ZM168 152V153H167ZM208 152V153H207ZM32 153V154H31ZM35 153V154H33ZM76 153V154H75ZM80 156H78L79 154ZM98 153V154H97ZM161 153V154H160ZM173 153L174 155H169ZM179 153V154H178ZM250 153H259L258 155H252ZM2 154V155H1ZM11 154L14 155V151L11 152ZM39 154V155H38ZM47 156H46V155ZM59 154V155H58ZM98 157H97V155ZM116 154V155H114ZM128 154V155H127ZM147 154L149 156H147ZM159 154V155H158ZM177 154V155H176ZM237 154H239V156H237ZM244 154V155H242ZM249 154V155H248ZM37 155V156H36ZM41 155V156H40ZM52 155V156H51ZM58 155V156H56ZM77 155V156H76ZM104 155V156H103ZM112 155V156H111ZM166 155V156H165ZM35 156V157H32ZM44 156V157H43ZM51 156V157H49ZM56 156V157H55ZM67 158H66V157ZM101 156V157H100ZM105 159H101L103 157ZM106 156V157H105ZM114 156V157H113ZM124 156V157H123ZM161 156V157H160ZM242 156H243V159H242ZM245 156V157H244ZM258 156V157H257ZM2 157V158H1ZM7 157V158H6ZM38 157V158H37ZM46 161H43L44 158H46ZM54 157V158H53ZM72 157V159H71ZM96 157H97V161H96ZM119 157V159H118ZM50 158L52 160H50ZM60 160H59V159ZM62 158V159H61ZM64 158V160H63ZM262 158V159H261ZM2 159V160H1ZM9 159V161H8ZM27 159V160H26ZM34 160L36 161L35 165H32V166H29L30 163H29V160ZM55 159V160H54ZM58 159V161H57ZM67 159V161H66ZM70 159V160H69ZM95 159V160H94ZM99 159V161H98ZM122 159H125V160H122ZM186 159V160H185ZM208 159V160H207ZM211 159V161H209ZM225 159V161H224ZM250 159V160H249ZM261 159V160H259ZM41 160V161H40ZM107 161V163L105 162H102V161ZM185 160V161H184ZM28 161V162H27ZM63 161H65V163H63ZM70 161V162H69ZM85 161V162H84ZM94 161V162H93ZM244 161V162H243ZM249 161V162H248ZM256 161V163H255ZM263 161V162H262ZM22 162V163H21ZM40 162V163H39ZM46 164H45V163ZM54 162V163H52ZM57 162V163H56ZM68 165H67V163ZM75 164V167H74V164ZM83 162V163H82ZM95 163L96 166L98 165V167L101 168L102 171H105L107 170L108 171V174H109V177H108V182L107 180L105 179H100V182L99 183H104V182H107L109 183V186L107 191H106V196L108 197V199L105 201H102L104 200L105 196L101 195V196H98V198L92 202H89V203H86V205H84L85 209L83 212H80L78 214V218H77V221H75L74 223H71V220H70V206H71V195H70V191H69V188L70 186L69 185H73L76 186L79 185L78 181H81V180H84L87 178V174L88 173V167L90 166L91 163ZM102 162V163H101ZM117 162V163H115ZM162 162V164H161ZM253 162V164H252ZM14 163V164H13ZM49 163V164H48ZM61 163V164H60ZM123 163V164H122ZM125 163V164H124ZM12 166H11V165ZM16 164V165H15ZM24 164V165H23ZM50 166H48V165ZM65 164V165H64ZM82 164V165H81ZM101 164V165H99ZM106 164V165H104ZM110 164V165H109ZM156 164V165H155ZM167 164V165H166ZM37 165V166H36ZM73 165V167H72ZM113 165V166H112ZM120 165V166H119ZM146 165V166H145ZM163 165V166H162ZM20 166V167H19ZM28 166V167H27ZM36 166V167H35ZM40 166V167H39ZM47 166V167H46ZM53 166V167H52ZM64 166V167H63ZM104 166V167H103ZM140 169H143L144 167V170H140ZM223 166V167H221ZM42 167V168H41ZM62 167V168H61ZM103 167V168H102ZM108 169H107V168ZM133 167H136L138 170V172L136 174H134V170H132ZM7 168V169H6ZM16 168V169H15ZM30 168V169H29ZM40 168L41 170H44V171H47L49 170V182L47 181V179L44 177V175H42V173H40ZM46 168V169H45ZM51 168V169H49ZM66 168V169H65ZM105 168V169H104ZM111 168V169H110ZM125 168V169H124ZM222 168V169H221ZM15 171H14V170ZM27 169V171H25ZM57 169H58V172L59 174H63V176L67 173V174H72L71 175V179L70 181L71 182H67L64 177L63 179L61 180H58L56 181L57 179V175H56V172H57ZM65 169V170H64ZM68 169V170H67ZM71 169V170H70ZM79 169V171H78ZM82 169V170H80ZM128 169V170H127ZM224 169V170H223ZM3 170V171H2ZM22 170V171H21ZM34 170V171H33ZM51 170H54V171H51ZM73 170V172H72ZM76 170V171H75ZM84 170V171H83ZM119 170H125L121 176L117 174V172ZM156 170V171H154ZM82 171V172H81ZM7 172V173H6ZM26 172V173H25ZM55 174H53V173ZM64 172V173H63ZM85 172V173H84ZM146 174H145V173ZM152 172V173H151ZM223 172V173H222ZM19 173V174H18ZM25 173V174H24ZM29 173V175H28ZM79 173H81L79 175ZM85 176H84V174ZM155 173V174H156ZM41 174V175H40ZM52 174V175H51ZM83 174L84 177H81V175ZM118 175L117 177L115 176ZM39 175V177H38ZM78 175V177H76ZM111 175V176H110ZM141 175V176H140ZM152 175V176H150ZM225 175V176H224ZM115 176V177H114ZM139 176V177H138ZM146 176V177H145ZM43 177V178H41ZM74 177V178H73ZM81 177V178H80ZM124 177V178H123ZM150 177V178H149ZM25 178V179H24ZM80 178V180H79ZM110 178V179H109ZM118 178V180H114V179ZM121 178V179H120ZM143 178V179H142ZM113 179V180H111ZM146 179V180H145ZM51 180V181H50ZM54 180V181H53ZM73 180V181H72ZM192 180V179H191ZM41 181V182H40ZM76 181V183H75ZM98 181V179H97ZM118 181V183H117ZM250 181H251V187H254V183L255 181H258V177L257 176H252L250 178ZM23 182V183H22ZM46 184H45V183ZM57 182V183H56ZM73 182V183H72ZM50 183V184H49ZM62 183V184H61ZM75 183V184H74ZM253 183V184H252ZM43 184V185H42ZM66 184V185H64ZM68 184V185H67ZM41 185L45 187L49 190L48 191V194H40L38 196V190L39 188L41 187ZM60 185V186H59ZM221 185V184H220ZM37 186V187H36ZM67 186V188L65 187ZM69 186V187H68ZM72 186V187H73ZM51 188V189H50ZM53 188V189H52ZM62 188V189H61ZM38 189V190H37ZM115 189V190H113ZM37 190V191H36ZM52 190V191H51ZM56 190V191H55ZM220 190V191H219ZM59 191V192H58ZM65 191V192H64ZM113 191V192H112ZM115 191V192H114ZM185 191V192H184ZM218 191H219V194H222V191H223V188L220 186L218 188ZM52 192V193H51ZM58 192V193H57ZM67 192V193H66ZM42 193V192H41ZM56 193V194H54ZM60 193V194H59ZM110 193H114L113 195L110 194ZM121 195L126 194V192L124 190H120ZM117 194V196L120 197V200H122V196H120V194ZM52 194V195H51ZM67 194V195H65ZM250 194V192H249ZM58 195V196H57ZM177 197H179L180 199H182L183 201L185 199H190L192 197V193L191 191H188L186 189H182V190H179L177 192ZM46 198H45V197ZM63 196H66V197H62ZM191 196V197H190ZM55 197V198H53ZM59 197V198H58ZM117 197V198H119ZM57 198V199H56ZM66 198V199H65ZM111 198V199H110ZM114 201H111L112 199H114ZM250 196L247 197V202H244V201H240V200H237L236 204L238 203H241L242 206L246 207L247 205H251L252 207V204H254V207H257V201L256 199L254 198V203H252V201H250L251 199ZM48 199V200H47ZM56 199V200H55ZM60 199V200H59ZM63 199V200H62ZM6 203H5V201ZM11 200V201H10ZM37 200V202H36ZM51 200V201H50ZM30 201V202H29ZM33 201V202H32ZM50 201V204L46 203V202H49ZM59 201H61V204L64 205H60ZM68 201V202H67ZM111 201V202H110ZM5 204H4V203ZM10 204H9V203ZM36 202V203H35ZM41 202H43L41 204ZM52 202V203H51ZM59 202V203H58ZM102 202V203H101ZM12 203V204H11ZM27 205L29 207V210L31 212L29 213H23L22 211H20L18 208L19 206L23 205V204ZM45 203V205H44ZM58 203V204H57ZM92 203V204H91ZM94 203V204H93ZM19 204V205H18ZM38 204V205H37ZM52 204V205H51ZM55 204V205H54ZM66 204V205H65ZM222 206L224 208V210L226 211L227 214H229V218L224 221V223H229L230 221H234V219H232L230 216H233L232 214H234L233 217H238L237 219H235V222L236 224L242 226V225H246V226H252V225H259V229L261 230V232H264L263 230V227L260 225L261 221H257L256 224H254L251 220L248 221V219L246 218L248 216V212L244 209V211L242 213H240V211L236 210V207H234V209H230L226 204H224V202L222 201ZM3 205V206H2ZM36 205V207H35ZM43 205V206H42ZM48 205V206H47ZM90 205V206H89ZM6 206V207H5ZM12 206V207H10ZM15 208H14V207ZM45 206V207H44ZM59 208H58V207ZM96 206H99L100 208L98 210H93V209H96ZM221 206V207H222ZM2 207V209H1ZM9 207V208H8ZM35 207V208H34ZM38 207H39V210H38ZM53 207V208H52ZM68 207V208H67ZM8 208V209H7ZM17 208V209H16ZM37 208V209H36ZM58 208V209H56ZM64 210H63V209ZM5 209V210H4ZM47 209V210H46ZM61 209V210H60ZM67 209V210H66ZM7 210V211H6ZM10 210V211H9ZM21 212H19V211ZM42 210V211H41ZM58 210V211H56ZM6 211V212H5ZM64 213H62V212ZM13 212V213H12ZM11 213V214H10ZM18 215H17V214ZM250 213H252L250 211ZM3 214V215H1ZM21 214V216H20ZM24 214V215H22ZM29 214H36L38 217L40 216L41 219L40 221H34L32 219H30V217L28 216ZM55 214V215H54ZM58 214V215H57ZM260 213H258L259 215ZM13 215V216H12ZM60 215V216H59ZM69 215V217H68ZM88 215V216H87ZM242 215V216H241ZM48 216V217H47ZM63 218H62V217ZM251 216L254 217V214H251ZM10 219H9V218ZM26 217V218H25ZM88 219H87V218ZM13 220H12V219ZM54 218V219H53ZM247 220H245V219ZM20 219V221H19ZM25 219L28 221H25ZM62 219V221H61ZM23 220V221H22ZM48 220V221H47ZM25 221V222H24ZM90 221V222H89ZM229 221V222H228ZM242 221V222H241ZM22 222V223H21ZM24 222V223H23ZM53 222V223H52ZM86 222V223H85ZM100 222V223H99ZM31 223H34L33 225ZM71 223V224H70ZM99 223V224H98ZM253 223V224H251ZM27 224H30V225H27ZM52 224V225H51ZM60 224H63V225H60ZM68 224V225H67ZM73 224V225H72ZM11 225V226H10ZM40 225V227H39ZM66 225V226H65ZM71 225V226H70ZM17 228H14L16 227ZM21 226V227H20ZM45 226V227H44ZM54 226V227H53ZM30 229H29V228ZM93 227V229H91ZM24 228V229H23ZM28 228V229H27ZM43 228V229H42ZM51 228V229H50ZM96 228H98L96 230ZM8 229V230H7ZM12 229V230H11ZM16 229V230H15ZM15 230V231H14ZM40 230V231H39ZM39 231V232H38ZM42 231V232H41ZM50 233V234H49ZM25 234V235H24ZM86 234V235H85ZM91 234V235H92ZM54 235V236H53ZM25 236V238H24ZM35 236L36 237V240H32L30 237H33ZM60 236V237H59ZM82 236V237H81ZM84 236V237H83ZM44 237H46L44 239ZM49 237V238H48ZM66 237V238H65ZM39 238V239H37ZM41 238V239H40ZM51 238V239H50ZM71 238V239H70ZM44 239V240H43ZM43 240V241H42ZM50 240V241H48ZM68 240V241H67ZM4 242V243H3ZM50 242V243H49ZM67 242V244H66ZM80 247L79 246V244ZM62 243V244H61ZM29 244V245H28ZM40 244V245H39ZM45 244V245H44ZM35 245V246H34ZM39 245V247H38ZM68 245V247H67ZM78 245V246H77ZM47 246V247H45ZM70 246V247H69ZM80 247V248H78ZM40 248V249H39ZM59 249V250H58ZM64 249V250H63ZM80 249V250H79ZM51 250V251H50ZM68 250V251H67ZM31 251V253H29ZM58 251V252H56ZM61 251V252H60ZM84 251V252H83ZM4 253V254H3ZM24 253V254H23ZM60 253V254H59ZM41 256H40V255ZM48 254V255H47ZM58 254V255H57ZM73 254V255H71ZM19 255V256H18ZM25 255V256H24ZM27 256V257H26ZM65 256V257H64ZM68 256V257H67ZM68 258V259H67ZM64 259V260H63ZM71 259H73L72 261H70ZM75 259V260H74ZM9 260V261H8ZM16 260V261H15ZM47 260V261H46ZM49 260V261H48ZM69 260V262H68ZM77 260V262H76ZM86 260V261H85ZM24 261V262H23ZM45 261V263H44ZM66 262V263H64ZM80 262V263H79ZM89 264V263H88Z\"/></svg>","mask_w":264,"mask_h":264}]
</instances>
